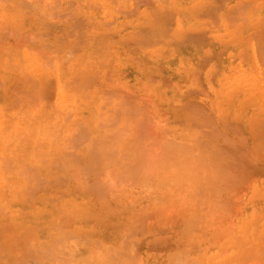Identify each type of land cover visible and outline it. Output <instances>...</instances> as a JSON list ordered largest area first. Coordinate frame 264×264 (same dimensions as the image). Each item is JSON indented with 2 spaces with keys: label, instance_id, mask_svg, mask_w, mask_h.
<instances>
[{
  "label": "rangeland",
  "instance_id": "obj_1",
  "mask_svg": "<svg viewBox=\"0 0 264 264\" xmlns=\"http://www.w3.org/2000/svg\"><path fill=\"white\" fill-rule=\"evenodd\" d=\"M50 1L56 7L60 8V9H58L57 11H55V9L54 10L48 9L50 7V4H49ZM78 1H79V3H78ZM139 1H140V3H138ZM144 1H146V2H144ZM144 1H142V0H137V1L136 0H82V1L81 0H62V1L61 0H0V59H1L0 60V114L4 115V117H2L0 115V141H1L0 142V164L3 163V159L5 157L10 158L8 165H5V166H4V164L0 165V176L3 179L5 178L6 183H8L9 179L15 180V179H13L14 178L13 175L16 172V167L22 165L25 167V171H24L25 175H23L22 178H24V176H25L24 179H29L27 177V175H28L27 173H29V171H30V174H31L32 173L31 171H33L34 175L36 173V174H40L42 176L41 177L39 175H36L37 179L35 180V178H36V176H35V178H34L35 182H38L39 180H41V178L44 180H42V182L41 181H39V182H41L42 184L44 182H46L45 187H44L45 183L43 185L41 184V187L43 186L44 190L39 186L40 185L39 182H38L39 183L38 185L34 184V182L32 183V184H34V186L31 184V187L32 188L34 187L33 190H31V187L28 186V190L32 191V194L31 195L29 194V195L32 196L33 198L35 196V199H33L31 197V200L29 198L28 200L26 199V202H25V199L23 197L26 196V192L29 193V191H27V189H26V192L23 193V197H22V200H24V202L20 201V203L22 202L21 204L16 200H15V202L12 201L10 199L12 196L11 195L8 196L10 193L9 192L10 190L7 189L8 186H6V185L3 186L2 182L0 183V221H1L0 222V264H39V261L42 260L40 258V256L43 257V255H44L43 259L45 258L46 260H44L42 262L44 263L46 261L44 264H49L50 262L48 261L49 259L47 258L48 255L46 254V251H45V253L43 252L44 253L43 255L40 254V252H42V249L51 250V251H47V253L52 252V250H53V253H49V254L51 255V254L55 253L57 255L56 252L58 251V249H55L54 246H56V245L53 246L50 244L51 240L56 239L59 234H60V236H59V238H60L61 236H63L62 234L65 231L66 233L64 234V236L66 238H69L72 236L71 238L73 239L74 238L73 234H74L75 240H78V237L80 236L78 241L81 242V238H83L82 237L83 231L80 232L79 230H83V228L85 229V231H84L85 233H83V234H85L86 237L88 235H91L90 238L88 237L89 239L87 238V240L86 239L82 240L83 241L82 243L83 244L85 243L87 245L82 244L79 246V243L75 244V242H74V244H72V242L74 240L71 242V240H72L71 238L69 239L70 241L66 240L68 242V244H69V242H71L72 246H71V244L69 246H71L72 248L76 245L74 249H77V250H73L71 248L73 250V252L79 251V253H78L79 256L77 255V253H73L74 255L71 256L72 251L70 250V247H67L71 251V253L68 252L70 255H66V253H65V255L67 256V260H68V258L70 260L74 257L73 260L75 261L74 262L73 260H70V263L68 262L69 264H83V263L85 264L86 262L91 263L90 260H92L91 264H101V263L105 264L106 262H109V261L105 260V259H108V257H110L112 255L115 258L117 257V255H115V253L127 254V255H125V258L123 257L124 255L121 254L123 256H120V257L123 259H121V258L120 259L123 261H125L126 259L128 260L129 258H132L133 256L134 257L136 256L135 259H133L134 257L132 258L135 261L128 260V261H130V262H128L129 264H166L170 258H176V257H172V256L177 254L178 250L180 251V249H181L180 245L182 247L181 242H182V239L184 236L183 233H185L183 231L187 230L186 229V228H188L187 221L189 219H191V218H187V217L192 216L195 212H197L199 215L201 214L202 216H204L203 211H205V210L208 211V209L206 207H207V205H209L208 204L209 202H207V200L210 202H214V204L217 203V204L222 205L223 209L225 208L224 211L226 213H224L223 211L220 210L221 213L223 212V214H225V215L218 213V210H216L218 213V215H216V217L217 218L219 217L220 222L218 225H221L220 223H222V226H223V227L220 226L221 228L220 227L219 228L222 229L223 231L225 230V232L229 236H233V235L237 234V232L239 230H241V225L244 224V226L242 227V231L247 233V230H248L249 232L247 234L249 235V237L251 239H253V241L259 242L260 245L262 243H264V162H263L264 161V153L262 154V152L264 151V146H263L264 145V140H263L264 139V124L261 123L262 126H260V124L257 126L255 125V127L253 126L254 127L253 130L251 129V131H248L249 130L248 128L250 127L248 123L252 122V124L253 123L257 124L256 122H261L259 120L264 121V106H263V103H260L261 99H260L259 95H257L258 89L264 90V0H175V1H173V0H168V1H166V0L165 1H162V0H151V1L150 0H144ZM69 4H70L71 8L69 7ZM172 5H175L176 8H178L176 10L177 15L175 14V11H174L175 6H172ZM172 7L174 10H172ZM193 7H195V9ZM46 8H47V11L45 10ZM154 8H156V9H154ZM81 9H82V11H80ZM130 10H133V11H130ZM149 10H151V11H149ZM162 10H163V12H162ZM193 10H196L195 13L192 12ZM80 12H82L83 14L82 13L80 14ZM168 12H170V13H168ZM163 13L165 16L163 15ZM44 14H46V16L48 18V19L46 18V20H49L50 22L45 20L46 16ZM146 14H147V16H146ZM166 14H168V16ZM39 15L40 16L42 15L41 19H38ZM49 15L52 17L49 18ZM189 16H191V17H189ZM71 17H72L71 21H73V23L70 22ZM75 17L77 18L78 22H77ZM161 17H163L162 21H161ZM166 19L169 20L167 22V24L165 23ZM39 20L40 21L42 20V23H43L42 25H44V26L41 27L40 26L41 24L39 25V23H41ZM43 21H46L47 25H45L46 23L44 24ZM156 21L157 22L161 21V25L159 23H157ZM67 22L68 23L70 22V23L68 24ZM74 22H75V24H78V25L81 22L80 27L75 28L76 25L74 24ZM155 22L157 23V25L158 24L160 25V27H159V25L157 26L158 27L157 33L159 36L156 34V30L154 29L156 26V25H154ZM87 23H88V25H87ZM151 23H152L151 28L153 27L152 29L155 32L154 34H153V32H151L152 34L148 32V30L150 29V27H149L150 25H148V24H151ZM140 24L142 27L139 26ZM167 25H169V26H167ZM16 26H18V29H16L17 31L14 30V28ZM81 26H83V27L81 28ZM132 26H133V28H132ZM192 26H193V28H192ZM12 27H13V30L16 31L15 33L12 32L13 31ZM135 27H137V28H135ZM179 27L182 29H180ZM186 28H188V29H186ZM191 28L193 29V31L191 30ZM160 29H162L163 31ZM78 30L80 33L78 32ZM145 30H146V32H145ZM153 30H151V31H153ZM184 30L187 31L186 32L187 35L185 34ZM71 31H72L71 36L68 37L67 36L68 32H71ZM160 31L163 32L164 34L161 33ZM196 31L197 32L201 31V32L197 33ZM66 32H67V35H66ZM143 32H145V33H143ZM159 32H160V34H159ZM183 32H184V35H183ZM31 33L33 36H35L33 38L34 40L30 39L32 37L28 38V40H27V36L29 37L31 35ZM83 33H85V35ZM142 33L146 34V36L142 35ZM176 33H177V35H176ZM77 34H79L82 37H79V35H77ZM147 34H148V36H147ZM61 35H62V37H61ZM25 36H26V40H27L26 43H25V41H26ZM142 36H145V37H142ZM149 36L151 38L153 36V38H155L157 40L159 39L158 40L159 43L155 42L157 40L154 41L151 38H149ZM211 36H214V37H212L213 39L211 38ZM221 36H222V38H220ZM21 37L24 40H22ZM37 37H38V39H37ZM147 37L149 38L148 40H147ZM206 37H208V38H206ZM215 37H219V38L216 39ZM58 38H60V39H58ZM144 38H146V39H144ZM185 38H186V40H185ZM214 38L216 39L215 41H214ZM36 39H37V42H36ZM101 39H103V42ZM129 39H130V41H128ZM58 40H60V42ZM142 40L145 43L144 42L142 43ZM54 41L59 42L60 44L62 42H64L65 44L63 46L61 45L62 46L61 47V46H59L60 45L59 43H58V45H56L54 43ZM140 41H141V43L139 44ZM147 42H149V43H147ZM152 43H153V45H152ZM54 44H55V47L53 46ZM145 45H147V46H145ZM40 46L42 48L44 46L45 47L42 49ZM56 46H58L60 48H56ZM63 47L65 48L64 52H63ZM56 49H58V50L56 51ZM153 51L156 52V54ZM207 51L210 54L209 56L207 53H205ZM6 52H8L9 54ZM216 52H218V53H216ZM57 53L59 55H56ZM168 54H170V55L168 56ZM52 55H53V60H54L53 62H51V60H50L51 59L50 57H52ZM19 57H22V60ZM29 58H31L32 61ZM28 59H29V61H28ZM23 61H26L28 64H30L28 69L22 68V62ZM101 63H103V67L105 69L103 67L102 68L100 67V66H102ZM98 64H100V65H98ZM43 65H45V67ZM93 65H95L96 67L95 68L93 67V69H92ZM179 65H181V67H179ZM226 66H230L229 67L230 70L232 72H234V70H235V72H237L238 75H242V74H245L248 72V73L252 74V77L247 84L243 85L245 89H243V87H241L239 90L232 93L233 98L236 96L235 100L233 101L236 104L232 102V107H228L227 105H224L225 104L224 102L219 101L220 108L223 107L225 111L222 108L220 110V112H218L216 110L211 109L207 104H208V99H210L214 95L213 93L215 90V84H217L220 80L223 79V75H224ZM97 68H98V70H97ZM108 68H109V70H108ZM48 69H51L52 71L51 70L48 71ZM87 69L89 71L92 70L93 72L88 71L89 73H87ZM25 70H26V73H25ZM104 70H106V72L108 74L110 73V76L107 75V73H106L107 76L105 74H103ZM31 71H32V75L28 76L29 73L31 74ZM40 71H42L41 74H40ZM177 71H179V72H177ZM27 72H29V73L27 74ZM45 72L47 74H45ZM79 72H83L84 76H86L90 73L102 74V77L98 75L99 78H98L96 84H92V88L93 89L96 88L97 93H98L97 94V101H98L97 106L100 107V105H101V107H103V105H105V107H106L107 105L104 101L110 95H113L112 91H114V98H118L120 96L119 94H122L123 96H121V97L122 98L124 97L123 99L120 97L122 100L125 101V99L127 98L126 102H125L126 105L124 102L121 104L122 101L120 102V100H119V102L117 100V102L120 103L124 107L127 106L128 109L132 108V106L134 105L135 107L133 106V108L135 111L138 108H139L138 111L139 110L141 111L143 108V111L145 110L148 112V114L146 116H149V114H150L151 117L149 116L150 118L149 117L145 118L146 116L142 115V113L143 114L145 113V111H144L142 113L140 112L142 116L140 115L138 120H141V119L147 120L149 118L152 124L155 123L153 125H155V126L157 125V127H155L156 130L154 129L155 131H157V129H161V130H165L166 133H168V135H167L165 133V131L163 132V134L165 133L164 134L165 138L170 137L172 140L175 139V141H178L176 139V138H178L179 139L178 142L184 144L187 141H188V143L190 141L192 143L193 140L198 139L200 137V134L203 132V130H205V131L202 135L205 136V134H206V136H205L206 138L204 137L205 138L204 141L207 139L208 132L209 133H211V132L216 133L217 134L216 139L219 138V140L218 139L215 141L212 140V139H214V137L212 139H209V140H212L210 142H213V143H215L216 141L219 142V143H217V142L215 143L217 145V147L215 146V144L213 146L212 145L213 143L210 144V142L207 141L209 143V145H211V148H209L210 147L209 145H204L205 143L204 144L200 143V148H202L203 151L200 149L197 151H201V153L205 152V154L207 155V156L205 155L206 157L204 156L205 158L203 156L200 157V158L204 159L205 163L206 162L208 163V164L206 163L207 164V166H205L206 168H208V165L211 164V161L213 159H217L221 163L224 162V164H223L224 166H226L225 162L226 163L228 162L227 164H229L232 159L235 161L234 163L232 161L229 164V165L234 164L233 169L230 168L231 170L230 169L229 170L231 173V172H233L232 170H234V168L237 167L235 172L238 173V175L236 173L235 174L238 177L240 176L239 179H237L238 177L235 174H234L235 176H233V175H231V176L233 177V180H234V177L235 178L237 177L236 179L238 181L235 179L233 182V180L230 179L232 181L230 187L228 184H225L227 182L229 183V181L223 180L222 178H221V180H220V178H218L220 181L217 180L213 183L214 186L216 184L217 186L220 187L223 185V184H221L222 181L225 182L223 186L226 185L225 188L226 187L229 188L230 190H228V192H230V193L229 194L227 193L228 194L227 195L225 193L227 191V189H226V191H223L224 193L221 192V194H220L221 190L219 188H217L218 190H220L219 193L217 191H215V194H218V196H217V195H213L212 192L214 189L212 190V187L209 188L210 190H212V192L210 191L208 193L206 190L207 187H205L203 189L206 192L202 189H201L202 191L200 190V192L202 193L200 195L203 197H201L199 195L201 197V199H200L201 202H202V199L204 197L208 198V199L204 198V200H203L204 205L206 203L205 208L202 207L203 205L201 204V206H198L199 208L196 210L194 207H196L197 205L194 206V204L190 203V205H192V206H190V208H189L188 202L187 203L186 202L181 203L183 201H190V200L184 199V197H182L181 195H180L181 199L183 198L182 199L183 201L180 200L181 202L177 201V198H178V197H176L177 195L175 196V198L174 197L172 198L173 200L176 199L175 203H173L174 201H172V203H171V201H170L171 197H169V198H167V200H169V202L171 204L169 202L167 203V200H164V203L165 204L167 203L166 205L168 206L165 208H169V211L167 210L168 213L166 212L167 214H165V208H164L165 204L163 205V203H162L163 206L158 205V204H160L159 201L166 198V197H162L164 195L163 193H160L159 195H161V196H159L152 191V190H154L153 188H151V187L148 188L149 186L143 185L141 182L138 183L139 187L141 186L140 187L141 189H139V187L137 185H136L137 187H135V186L131 187V185H129L130 187L127 188V185L130 184V182H128V184L124 183L127 181V177H125V179L122 180V181H124L123 182L124 186H123L122 182H121V184L120 183L117 184L121 187L123 186L122 188L118 187V186L115 187L116 186L115 183L110 184L113 189H114V187L116 188L114 190L118 189L119 190L118 192L122 191L121 193H117L116 191L114 192V190L108 189L112 194L114 193V195H111L109 198L107 197V194L108 195L111 194V193H108L109 191L108 192L105 191L104 193H98L97 194L95 190L100 184L103 183V181H101V180L104 179L101 176H104V175L106 176L107 173L111 172V170L113 171V167H111L112 169L111 170L109 169L110 171L108 172V170L105 166H107L108 168H110V167L106 164V161H103L105 163H101L102 165L98 164L100 167H98V165H96L97 163L92 161V160H91L92 162L89 163V161L87 159V157H88L87 152H83L85 150H84V147L81 143L80 144L82 145V147H80L81 145L77 144L79 146V148H78V146H75L76 147L75 151L72 150V148H71V150L69 148H68V150H65L66 148L60 147V149L57 148L58 152H56V151H52L53 149L51 148L50 142L47 141L48 140L47 137L43 136L40 139H38V137H37V139H36V136H35L36 131H38V130L40 131V129L43 127H46V128L48 127V129H49L51 127V125L55 124L56 122H62L63 124L66 125L67 128H69L70 124H69V122H67V118L71 119V116L67 115V114L70 115V112L68 110L74 111V108L77 107L78 102L71 103L66 109L63 108L64 110L62 109L61 111L60 110L57 111L56 107L54 109L53 102L55 101V98H57V97L62 98L65 101V103H66L67 99L73 100L74 90L72 87L73 82L71 81V79H73L75 76H78ZM69 73H70V75H69ZM67 75H68V77H66ZM221 75H222V77H221ZM32 76H35V78H33ZM44 76L47 79H45ZM108 76H109V78H108ZM112 76H114V78ZM30 77H32V78H30ZM56 77L59 79L57 80ZM105 79H107V81H104ZM121 80H123V84L125 87L122 84H120V83H122ZM44 82H46V83L44 84ZM108 82H109V84H108ZM118 82L121 86L118 85ZM110 83H111V85H110ZM24 85L28 88L26 89V87ZM117 85H118V88H116ZM15 86H16V88H15ZM126 86L128 89L126 88ZM230 86L232 87L230 89V87L228 86L230 91H232V89L239 87L237 85H230ZM250 86H251V89H253L252 92H249L250 90L248 88H250ZM254 86L257 87V90ZM10 88L12 89V92H11ZM143 88H145V89H143ZM148 88L150 91H148ZM161 88H163V89H161ZM254 88H255V90H254ZM14 89H17V91L15 92L17 94H15L13 92ZM129 89L131 92L130 93L131 96L128 95L129 92L128 93L125 92V91H128ZM123 90H125V91H123ZM144 90L148 93H146ZM227 90H228V88L226 89V91ZM242 90L244 91L243 93L241 92ZM30 91H32V92L30 93ZM154 91H155L154 95L156 94L155 95L156 98H154L152 96ZM161 92L163 95L161 94ZM168 92H170V93H168ZM201 92H203V93H201ZM246 92H248L249 94H247ZM99 93L102 94L101 96L104 95L106 97L103 96L104 98H102L99 95ZM145 93L148 94L149 96L147 95V97H145ZM59 94H61V95H59ZM133 94H135L136 97ZM140 94L143 95L142 96L143 98L140 96ZM165 94H167L166 95L167 98H165L166 97ZM168 94H170V95H168ZM21 95H23V96H21ZM98 95H99V97H98ZM126 95L128 97L130 96V98H129L130 103H128L129 100H128V97ZM204 95H206V97ZM245 95L246 96L249 95V98L247 99V97ZM138 96H140V97H138ZM17 97H19L18 98L19 100L17 99L15 101H12V99L14 100ZM82 97H83V100H85L84 96H82V95L79 96V99H81ZM137 97H138V99H137ZM150 97L151 98L153 97V98L151 99ZM160 97H161V99H160ZM202 97L204 99L206 98V100H204ZM99 98H102L101 100L104 102V104H103V102H101V100ZM120 98H118V99H120ZM144 98H147V100H145ZM241 98H242V101H240ZM244 98H246V99H244ZM258 98H259V100H257ZM35 99H36V101H35ZM44 99H45V101H43ZM46 99H47V101H46ZM51 99L53 100V102L51 101ZM171 99H173V100H171ZM22 100H23L24 104L22 103ZM37 100H39V101H37ZM40 100H41V102H40ZM83 100H79V101L80 102L82 101V103H84L85 101H83ZM132 100L135 103H136V101H138L136 103V105L131 104ZM150 100H153V101H150ZM164 100H166L167 102ZM262 100L264 101V97H262ZM19 101H21L22 105L19 104L20 103ZM49 101H51V102H49ZM145 101H147V103ZM186 101H188L187 105L190 104L192 109H194V108L198 109V106H202V108H203V105H204V109L199 107L202 111L199 112V114L201 113V115L196 114L197 118L200 117V118L205 120L206 118L203 117L204 114L205 115H206V113L207 114L210 113L209 115L213 114L212 116H209L208 120L211 121L213 119V122L215 124L213 122H209L208 120H205V121L203 120L204 122L208 121L207 123H209V125L213 124L214 125V127L212 126L213 129L211 127H209L208 125H206L205 123L201 124L202 122L200 121L201 123L199 122V124H201L200 126H202V127H200L199 124H198L199 127H197L199 131H200V129L202 130V131H200L201 132L200 133L195 128L197 125L195 124V122L193 123V119L190 118L192 120V121L190 120L192 122V123H190L192 125V127L190 124L187 123V122H189V117H191V116H189V114H190V111H192V109L186 107V103H184ZM43 102H45V109L44 110L42 109L43 105H44ZM256 102H259V104H261V105H258V103H256ZM37 103H40V105H42V106L39 107V105H37ZM127 103H128V105L131 104L132 106L131 105L128 106ZM145 103H146V105H145ZM15 104L16 105L18 104L20 107L15 106ZM137 104L139 105L138 108H137V106H138ZM184 105H185V107H184ZM97 106H93L92 108L82 107V109L86 108L85 114L90 115L92 111H95L93 113H97V110L101 109V108L97 109L98 108ZM140 106L141 107L144 106V107L141 108ZM168 106H170L172 108H169V110H168ZM173 106L175 108H177L175 111H174L175 108L173 109ZM238 106H239V108H238L239 111H238V109H236ZM258 106L260 108H258ZM107 107L106 108L103 107L104 109L103 108L102 109L105 112L109 113L111 106L110 107L107 106ZM127 107H126V109H127ZM156 107H159V109L163 108L162 110L164 112H166L164 117L162 115L164 112L162 111V114H161V110H159ZM178 107L179 108L183 107L186 109L180 108V111H179ZM155 108L158 110H156ZM227 108L229 109V111L227 110ZM36 109L40 110V112L42 111L39 118L34 116V115H36L35 114ZM107 109H108V111H106ZM154 109L156 111H159V114ZM189 109H190V111H189ZM79 110H80V112L79 111H77V112L81 113L82 110L81 109H79ZM88 110H91V112ZM181 110H183V112ZM203 110L206 113L202 114L204 112ZM104 111H102V112H104ZM138 111H136L137 114H138ZM170 111H172V112H170ZM173 111L176 112V114ZM221 111L223 113H221ZM234 111H236V112L238 111V113H240V114H238ZM169 112H170V114H169ZM261 112H263V113H261ZM110 114H112L111 111H110ZM113 114H114V112H113ZM167 114H169L171 116L173 114V116L171 117V116H168ZM181 114L183 115V118H184V116H186V118L183 119ZM220 114H222L223 116ZM77 115L78 114L76 113V117H77ZM104 115H106V114H104ZM218 115H220L221 118H219ZM224 116H226L227 118H225ZM109 117L113 118V120L116 119V115L109 116ZM78 118H81V115L78 116ZM126 118L127 117H125V118L123 117L124 120H126ZM137 118H134V120L135 119L137 120ZM174 118H176V120ZM181 118L183 119V121ZM218 118H219V120H218ZM233 118L236 119L235 120L236 122L234 121ZM168 119H169V121H168ZM170 119H171V121H170ZM136 120L132 121V119L130 120V118H127V122L131 121V127L134 124L133 122H135V123L137 122ZM142 120L140 121L141 124L140 123L138 124V122H137V124L133 125V129H132L133 131H134V126H136V129L139 127L137 125H141L140 126L141 129L143 128L144 125L142 126ZM11 121L13 122L15 128H11L10 124H9V128H8V123H11ZM219 121H221V122L226 121V123L227 122H229V123L228 124L225 123L227 126H224L225 124L222 122L224 124L223 125ZM247 121H248V123H247ZM231 122H233L232 125H231ZM148 123H149V121H148ZM171 123H172V126L170 125ZM177 123L180 126H181V124H184V126L186 125L185 127L187 129L185 130L184 126L179 127V125ZM73 124H71V125H73ZM193 124H194V126H193ZM252 124H250V125H252ZM74 125H79V123H75ZM146 125H147V122H146ZM146 125H145V127L150 129L151 124L149 123L150 127H147ZM228 125L231 127H228ZM158 126H159V128H158ZM222 126H224L223 129H222ZM70 127L73 128L72 126H70ZM167 127L169 128L170 131H168ZM190 127H191V129H190ZM215 127L217 129H215ZM16 128L23 129L26 132V133L24 132V136L18 135L17 133H15L14 130H16ZM144 128H143V131H144ZM234 128L237 129L236 131L234 130L237 133L236 134L234 133L235 136H232L231 133L233 134ZM255 128H257L256 130H258V129L260 130V128H261L260 133H259V131H257L259 133L258 134L259 136L256 134V140H255V138L251 137V134L253 135V131H255V133H256V130H254ZM149 129L147 130L148 132H149ZM137 130H139V128ZM161 130H158L160 133L158 131L155 132V133H158V135L157 134L152 135V136L147 135V141L149 143H151L150 145L152 147L150 149H153L154 152L156 149L155 147L156 146L158 147L159 145H161L158 143L160 140H165V141L169 140V138L168 139L167 138L166 139L161 138L162 137L161 136V134H162ZM187 130L188 131L192 130L191 133H193L194 131L197 133L194 132L193 133L194 136L192 137L190 132L188 133ZM210 130H213V131H210ZM214 130H217V131L219 130V132H222L223 135H221V133L219 134V132L217 133V131H214ZM147 131L145 132V134L147 133ZM150 131L151 132H149V134L151 135L152 130H150ZM173 131H176L177 133L176 132L174 133ZM198 132L200 133L199 137L195 135V134L198 135ZM134 133H135V131L133 132V134L131 133L132 136H131V134L129 135L131 137H129L128 139L132 138L133 135H135ZM136 133L138 134V132H136ZM172 133L176 134L175 138L173 137ZM238 133L241 135H239ZM261 133H263V134H261ZM237 134L240 137L236 136ZM30 135H31V137H25V136H30ZM180 135H181V137H180ZM226 135L228 136L227 139L230 138V141H232V142L226 143L229 141V140L226 141ZM203 136H201L202 140H200V138H199L200 142H204ZM223 136H224V139H225L224 141H225L226 145L228 144L227 147H225V143H223L224 142L223 139L220 140L221 137L223 138ZM56 137L59 140L63 139V136L61 135V133L57 134ZM135 137H136V135H135ZM139 137L138 138H139L140 144L142 142V139L144 140V138H145V140H146V136L143 137V135L142 136L140 135ZM194 137L196 139H194ZM182 138L184 139V141H182L183 140ZM186 138H188V139H186ZM237 138H240V139L242 138V140L245 138L244 140H246V142L244 140H243V143H242V140L240 142V143H242L243 148L240 146L241 144L238 143L240 140L238 141ZM251 138H252V140H251ZM35 139L40 144H41V142L43 143L40 145L41 147L38 144H36ZM134 140L135 139L133 137V139H131L128 142L129 144L126 147L127 149L125 148L126 149L125 152L126 153L129 152L128 153L129 156L134 154L133 153L134 148H138V145L137 146L135 145L138 142L133 144ZM136 140H138V139H136ZM235 140H237V143L235 142ZM254 141H255V143H254ZM256 141H258V142H256ZM44 142L47 146L44 145ZM146 142L142 143V144L146 145ZM162 142L163 141H161L160 143H162ZM233 142H234V145L240 144L239 148H238V145L235 146V147H237V148H235L234 146H232L230 144V143L233 144ZM251 142L255 146H258V143L261 142L260 145L258 146L260 149L259 152L261 151V153H258L257 152L258 150L256 151L257 148L251 146V144H250ZM1 143H2V145H1ZM131 144H133L135 146L133 147ZM229 144H230V146L234 147L235 149L230 147ZM243 144H245V145H243ZM37 145H38V148H37ZM201 145H202V147H201ZM75 147H73V148H75ZM205 147H207V148H205ZM228 147H230V148H228ZM145 148L146 147H144V151H145ZM158 148L156 150H158V152H159ZM215 148L216 149L219 148L218 149L219 151L223 150V153H222V151L219 152ZM261 148L263 150H261ZM43 149H45V150H43ZM148 149H149V145H148ZM204 149H207L206 150L207 152L210 149V151L212 150V152L207 153ZM214 149H215V151H214ZM224 149H225V151H227L225 154H224ZM230 149H231V151H229ZM248 149L252 153L253 156H251V153H249V151H247ZM240 150L244 151L245 153L248 152L249 156H251V157H249L250 159L246 160L244 158V157H247L248 153H246V156H244L242 158L243 154L241 156ZM37 151H40V153H43V154L46 153L47 154V155L45 154L46 160L44 159V161H41V162L39 160H36V165H34L32 163V161L34 159V154ZM66 151H67V153H66ZM149 151H151V150H149ZM163 151H161L159 153L156 151L157 156H159L160 153H162ZM213 151H214V153H213ZM216 151H218V152H216ZM52 152L54 153L53 157L51 155ZM82 152H83V154H82ZM154 152L153 153L150 152L149 154L146 152L148 156H145V157L147 159H151V158L156 159ZM215 152H216V155L218 154L217 157L215 156ZM228 152H229V154H228ZM238 152H240V155H239L240 157L237 155ZM55 153H58V154H55ZM62 153H64V154H62ZM70 153H73L74 155L73 154L72 155L76 158H73V156ZM146 153H144V155H146ZM210 153H213V154H210ZM220 153H222L223 156ZM245 153H244V155H245ZM28 154H32V155H28ZM260 154L262 155V157ZM68 155H71L73 159L79 158L78 160H75V161H77V163L76 162L75 163L78 166H74V162H72V160L70 161V159L67 160V162H69V163H58L59 165L57 164L58 166H56V167H53L55 165L53 164V166H52V164H51L53 169L50 166V164L48 163L49 159H50L49 161H51L52 159L54 160L55 157H59L60 159L58 162H60V160H62L63 158H66V156H68ZM85 155H86V157H85ZM202 155H204V153H202ZM211 155H212V157H211ZM224 155H227V158L226 157L224 158ZM134 156L135 155H133L132 157H134ZM228 156L229 157L231 156L233 158H229ZM237 156H238V158H236ZM41 158L42 157H40V159ZM81 159H82V161H80ZM164 159L165 158H163V160ZM166 159H167V157H166ZM197 159H199V158H197ZM203 159H201V160L203 161ZM228 159H231L230 162L228 161ZM240 159H241V162H240ZM244 159L246 161H249V162L248 163L244 162ZM251 159L252 160L255 159L254 162ZM208 160H210V161H208ZM126 161L127 160H125V163H124V161H122L120 163L118 162L115 164L118 165L117 166V168H118L123 163L125 165H128V163L126 164ZM190 161H193L192 163H194L196 165L197 161H195V160H190ZM204 161L202 163H204ZM255 161H256V163H255ZM25 162H26V164H25ZM81 162H82V164H81ZM85 162H87L90 165L93 163L94 165L92 164L91 166H89L87 163L85 164ZM198 162H200V161L198 160ZM27 163L29 164V166L27 165ZM109 163L110 162H108V164ZM188 163H190V162H188ZM221 163H219V165ZM235 163H238V164L235 165ZM83 164L89 168H91V167L94 168L91 170H92V172L94 170L93 175L95 174V177L94 176L92 177V173H89L90 171L88 170V168L86 169L87 171H85L83 169V167H84ZM112 164H109V165L111 166ZM25 165H27V167ZM43 165H45L46 168ZM185 165L189 166L188 164H186V162H185ZM197 165H199V163ZM59 166H60V168H59ZM80 166H82V169H80V168L77 169V167H80ZM112 166H114V165H112ZM122 166H120L119 168H123ZM196 166L193 167L194 169L192 168V170L198 169V168H196ZM224 166L222 168V171L226 175L227 173H229V170L227 169L228 172H227V170L226 171L223 170L224 168L226 169V167H224ZM201 167L202 166L200 165L199 169L202 170ZM205 167H204V170H205ZM227 167L229 168V166H227ZM240 167L243 168L245 171H242L243 169L242 170L239 169ZM246 167L249 169H247ZM56 168H58V169H56ZM105 168L107 170L106 171L107 173H105V171L103 170ZM7 169H9V170H7ZM12 169H14V170L12 171ZM49 169L50 170L52 169L51 171H53V172L51 173V171H49V173H48ZM97 169H98V171H97ZM114 169H116V167H114ZM246 169L248 171H246ZM78 170L80 172L83 171L82 173H84L83 175H85L84 177L86 179H84V177H83V179L81 178L82 173L79 174L80 179L82 181L83 180H85V181L87 180L88 182L90 181L89 182L90 184H88L87 181H86V183L91 186V187L90 186L89 187L92 190H90V188H88L86 183H85L86 188H88V191H84V190H86V188L84 186L82 187V185H83L82 182L81 183L78 182V180H77L79 177L78 174L75 175L76 173H80ZM116 170H114V172H116ZM201 170H200V172H201L200 175L202 177V171H204V170H202V171ZM220 170H221V167H220ZM84 171L87 172L89 175H86L87 173L85 174ZM240 171H242V172H240ZM3 172H5V174ZM197 172H198V170H197ZM239 172H240V174L245 172V175H246V173L248 175L245 176V175L241 174L242 176H244V177H241V175H239ZM224 173H222V174L224 175ZM57 174L60 176H63V178L61 177L63 179L62 183H60V181L56 180V178L59 179V177H60V176L57 177ZM43 175H45V176H43ZM74 176L76 177V181L78 182V183L76 182L77 184L74 182V180H75ZM114 176H115V174H114ZM114 176L112 175V177H111L110 175L109 176L107 175V178L104 180H107L108 177L113 178ZM29 177L33 178L30 175H29ZM96 177H97V179H95ZM131 177H133V176H131ZM131 177L128 176L129 181L132 179ZM6 178H8V180ZM38 178H39V180H38ZM50 179H51V182L50 181L49 182L52 184H53V180L60 183V184L58 183L60 185V188H58L59 186L57 185V183H55L57 185V188L59 191H57V188L55 185L52 186V184L50 185L48 183L47 180H50ZM64 179H66L67 181ZM115 179L118 182V178L115 177ZM115 179H113V180L115 181ZM81 180H79V181H81ZM91 180L92 181L94 180L93 182L100 180L101 183L99 182L100 184H98V186L96 187V184L92 183ZM132 180L135 181L134 178ZM17 181L19 182L18 179H17ZM23 181L28 182L29 180H23ZM109 181H110V179L107 180V183L105 184L106 186H107ZM236 181L238 183L240 182L241 184L235 183ZM217 182L218 183L220 182L219 184H221V185H218ZM172 183H173V181H172ZM93 184H95V185H93ZM113 185H115V186L113 187ZM172 185L175 186L174 184H172ZM202 185H204L203 181H202ZM92 186H94V189L92 188ZM217 186H215V187H217ZM39 187L41 188V191H38ZM46 187H47V189H45ZM107 187H105V188H107ZM125 187L127 190L125 189ZM50 188H52V189L50 190ZM22 189H23V187H22ZM222 189H223V187H222ZM34 190L35 191L37 190L38 193L35 192ZM47 190H49V191H47ZM54 190H55V194H54ZM142 190H144V192ZM182 190H184V189H182ZM187 190H188V188H187ZM223 190H225V189H223ZM186 191H184L183 194H186L187 193ZM2 192H4L3 194L6 198L1 195ZM92 192L95 194H91ZM147 192H151V194H153V196L155 195L154 196L155 198L153 197L154 198L153 199L150 196L151 194L148 193V194H150V195H148ZM200 192H198V193H200ZM12 193L14 194V191ZM43 193H45V194H43ZM36 194H37V196H36ZM42 194H43V196H42ZM56 194H59L58 197ZM84 194H85V196H84ZM101 194H104V195L106 194L105 196H106V198H108V199L105 198L106 203L102 202L103 201L102 198L104 196ZM118 194L120 196L123 194V196L125 198L128 197L127 200H125V198L124 199L122 198L126 202L123 201L119 196H118L119 197L118 198L117 197ZM145 194H147L148 197ZM38 195H40V199H38L39 198ZM49 195H51V196L53 195V196L51 197ZM95 195H96L97 199H99V198H101V199L97 200L95 198ZM156 195L158 196L157 198L159 200L158 204H157V200H156ZM101 196H103V197H101ZM112 196L114 199L112 198ZM144 196H145V198H144L145 200L142 198V199H140L141 201H139V202L136 201V198H141ZM185 196L187 197V195H185ZM160 197H162V199ZM197 197H198V194H197ZM200 197H198V198H200ZM25 198H27V197H25ZM110 198H112L113 201L116 198H118V200H116V203H117V201H120V202H118V204L120 203L121 205H117L119 207L117 208L115 206V208H117L118 211L120 209H123V211L117 212L115 209L116 212L113 213V209L111 211V208L114 207V205L116 203H114L115 201L114 202L112 201L114 203V204H112ZM213 198H217L219 200L216 201V199L214 200ZM17 199H19V197ZM146 199H148L149 202ZM36 200H38V201H36ZM108 200L113 205L112 207H110V211L109 210L107 211V208L109 209V206L105 207L108 204L111 206V204L109 203ZM73 201L74 202L76 201L75 202L76 206H74ZM48 202H49V204H48ZM101 202H102V204H101ZM123 202H124V206H123ZM131 202H132V204L134 202V204L132 206L129 204ZM224 202H226L224 204V205H226V207L223 206ZM2 203H3V205H2ZM70 203H72V204H70ZM99 203H100V205H99ZM125 203L127 206L129 204L131 207L129 206L128 208H126L127 206L125 205ZM143 203H146V204L149 203L146 206V209H148V210L145 209V211H144L146 215L148 212V216H147L148 220L146 219L145 214H143L144 212L142 213V211H140L138 209V208L143 209V207H142ZM150 203L151 204L155 203V205L154 206L150 205ZM180 203L182 204V206ZM63 204H65L67 206V208H65L66 206ZM77 204L79 206H77ZM173 204H175V205L172 208L171 205H173ZM186 204L188 205V207H186L187 206ZM210 204L213 205L212 203H210ZM51 205H53V206L51 207ZM48 206L51 208L49 209ZM96 206H98V207L101 206V207H104L105 209L103 208L104 210H102L101 207L98 208ZM183 206H185L186 209ZM213 206L216 208L215 205H213ZM36 207H38L37 208L38 210L36 209ZM81 207H82V210H81ZM15 208H17V209H15ZM62 208L67 209L66 211L64 210V213L69 214V216L71 215L70 218L66 219L64 217L65 214L62 216H59L63 213V211L61 212ZM125 208L127 211L124 210ZM156 208H157V211H155ZM170 208H172V209H170ZM178 208H180V210H178ZM68 209L72 211V212L70 211V213H73V212L75 213L74 214L75 217H73L74 219L71 218L74 215L70 214ZM217 209H218V207H217ZM76 210L78 212L80 210L82 212H84V210H85V212L81 213V211H80V213L77 212V214H76ZM100 210H102V211L100 212ZM105 210L109 213L103 212ZM129 210H131V212L135 211L134 212L135 214H138V212L141 213L142 215L139 214L140 216L144 215V217L139 216L140 219L143 218V219H141L142 221H140V224L136 223L137 219L139 217L138 218L135 217V219H136L135 220L134 216H133L135 214L132 213V215H131V212ZM151 210H152V213H151ZM158 211L160 212V214L158 213ZM36 212L38 213V215ZM41 212H43V213H41ZM59 212H60V214H59ZM89 212H91V214L95 215V216L93 215L94 218L92 217L91 214H90V216L88 215ZM123 212H125V213H123ZM189 212L192 215L189 214ZM31 213H33V215ZM95 213L96 214L100 213L101 214L100 218L103 219V217H106V220H105V218L103 220L101 219L102 222H101V220L100 221L98 220L100 223L95 221V220L99 219L98 218L99 214L96 216ZM128 213L131 215L130 217H129ZM149 213H151L152 215ZM82 214L84 216L83 218L80 217V216H82ZM102 214H105V215L103 216ZM162 214L163 215L165 214V215L163 216ZM86 215H88V216L86 217ZM121 215H124V216H121ZM205 215H208V213ZM101 216H103V217H101ZM117 216H118V219L121 220V221L120 220L119 221H120V224L122 223V226H119V224H118L119 221L117 222V220H118ZM119 216H121V217L119 218ZM132 216H133L132 219H134L133 222L135 221V225L137 227H135L134 224H132L133 227H135L134 228L135 231H131V229L129 228V226H131V225H129V223L128 224L126 223L127 225H129L127 228H129L128 230L130 231V233H125V232H127V230H126L127 228H126V226L125 227L123 226V222L125 223L127 221L128 217L131 218ZM135 216H138V215H135ZM161 216H162V218H161ZM66 217H68V215H66ZM89 217H90L91 221H90ZM96 217H97V219H95ZM110 217L111 218L113 217V218L111 219ZM124 217H127L126 221H124L125 220ZM78 218H82V219H78ZM41 219H42V221L44 220L43 222H44L45 227H43V222L41 221ZM47 219L49 222H51V221L53 222V220H54V222L52 223L54 225H51V223H49L47 221ZM64 219H66V220L63 221ZM83 219L85 222H83ZM114 219H116L115 220L116 222L113 221ZM214 219L216 220V218H214ZM93 221H94V223H93ZM128 221L130 222V219ZM144 221H145V223H143ZM217 221H218V219H217ZM217 221H215V222H217ZM64 222H66V223H64ZM69 222H70V224H69ZM110 222H113V223L111 224ZM41 223H42V226L40 225ZM106 223H108V224H106ZM114 223H115V225H114ZM116 223H117V225H116ZM130 223H132V222H130ZM142 223L145 226L141 230L140 227H141ZM27 224H28V226L30 225V227H34V226H36L37 228L39 227V229L36 230V228H34V230L32 231V233H33L32 234V233H30L31 232L30 230H32V229L31 228L29 229ZM76 224L77 225L80 224V225L77 226ZM92 224H95V226ZM56 225L59 227L58 228L56 227V228H54L55 230H53V227ZM62 225H64V226H62ZM209 225H210V227H209ZM46 226H52V227L50 228V227H46ZM76 226L78 227V231L80 232V235L78 234V232L75 231V230H77ZM85 226H87V227L85 228ZM118 226L121 228L123 227L125 231H123V232L119 231L118 232ZM25 227L26 228L28 227L27 230L30 232H24V230L26 231ZM207 227H209V229H207ZM61 228L62 229L64 228V231L62 230L63 232L60 231ZM93 228H96V230L94 229V231H93ZM99 228L104 229V231H102L103 233L100 232L102 229L100 230ZM138 228H140V229H138ZM214 228H215V226H213V229H212V225L210 223L208 224V226H204L205 236H208V235L211 236V233L213 232L212 230H214ZM18 229H19V232H18ZM72 229H73V231H72ZM106 229H107V231H106ZM134 229L132 228V230H134ZM197 229H198V227H197ZM86 230H87V232H86ZM98 230H99L101 235L99 234ZM194 230H196V229L194 228ZM44 231L46 233H44ZM49 231H51V232H49ZM89 231H91V232H89ZM48 232L51 234H49ZM56 232H58L57 233L58 235H55ZM69 232H70V236L68 235L69 237H67L66 234H69ZM134 232H136V234ZM240 232H239V234H240ZM22 233H24V234L22 235ZM37 233H38V235H37ZM118 233H123L122 234L123 236L126 234L124 236L125 237L124 241H123L124 237L121 236V238H119L120 235H118ZM76 234H77V236H76ZM98 234H99V236H97ZM113 234H115L116 236L114 235V237H113L112 236ZM19 235H22V238L23 237L24 238L23 239L21 238L22 239L21 240L20 239L21 236L19 237ZM133 235H134V237H133ZM53 236H56V237L51 239ZM126 236H127V238H126ZM200 236L201 235H197L194 238L195 241L194 240L192 241L193 242L191 245L192 247L197 246L195 244V242H197V244H199L198 246H200L201 237H202V236L201 237ZM65 237H61V239H63V238L65 239ZM93 238H94V240H93ZM14 239L16 242L14 241ZM44 239L45 240L47 239L48 241L46 240V242H41L42 240L45 241ZM117 239H119V241H121V239H122V241H121L122 245L120 244V246H119V243H117L119 241H116ZM63 240H61L63 242V243H61L60 240L58 239L57 241H59V242L56 241V244L57 243L65 244V241H63ZM97 240L99 241V244H101V249H98L100 247H97V250H101L102 256L100 253H97L96 255L98 258H96L95 252L94 253L91 252L90 254L95 255V256H93V257L88 256V258L90 260H87V258L84 260L82 255L84 256L85 250L87 251V253L89 251L93 250V248H92L93 245H91L90 242H94V241L97 242ZM221 240H222L221 244L227 242V241H225L224 236L222 237ZM86 241H87V243H86ZM95 242L93 244H95ZM128 242H129V244H128ZM44 244H45L44 247H47V245L48 246L51 245V246H49L46 249L43 247ZM61 244H59V245H61ZM95 245H98V244H95ZM38 246H40V247H38ZM66 246H68V245L66 244L65 247ZM82 246H85L87 249L85 247H82ZM108 246H111V248L114 250L113 251L107 250ZM191 246L189 247V249L191 248ZM56 247H58V245ZM113 247H115V248H113ZM126 247H128V249H129L128 251L126 250L127 249ZM94 248H96V247H94ZM111 248L109 247V249H111ZM40 249H41V251H40ZM192 249H194V248H192ZM36 250H38L40 252H38ZM106 250H107V253L104 254L106 252ZM34 251H36L39 254H37ZM94 251H96V249ZM108 251H110V252L108 253ZM129 251H131L130 252L131 254H129ZM98 252H100V251H98ZM86 254L84 257H87V255H90L89 253L87 255ZM38 255H40V256H38ZM50 255H49V258H50ZM58 255H59V257H63V258L65 257L64 259L66 260V256H63V254H58ZM129 255H130V257H129ZM131 255H132V257H131ZM51 256H53V255H51ZM70 256H71V258H70ZM37 257H38L39 261L38 260L36 261ZM118 257H119V255H118ZM52 258L53 257H51L50 260L54 259V258L53 259ZM95 258H96V262H95V260H93ZM115 258H114V260H112V258H111V261L112 262L115 261ZM57 259H58V256H57L56 260ZM64 259H63V261H64ZM136 259H138L139 260L138 262H140V263L136 262L137 261ZM167 259H168V261H167ZM109 260H110V258H109ZM127 260L124 263L123 262L122 263L126 264ZM237 260L238 259L235 258V260L233 261L232 264H244L245 263V262H240L239 260L238 261ZM256 260L257 259L249 260V262H251V263H247L248 260H246V264H263V263L259 262L261 260H259V259L257 261ZM111 261L109 262L110 264H115L116 262H118L117 259L113 263ZM170 261H171V259H170ZM176 261H178V260H176ZM252 261H253V263H252ZM51 262H53L54 264H59V262H56V263H55V261H51ZM65 262L66 261H64V263ZM174 262H175V260H174ZM174 262H172V263L175 264L176 262L175 263ZM195 262L196 261H194V263ZM53 263H51V264H53ZM40 264H42V263L40 262ZM60 264H62L61 261H60ZM169 264H171V263H169ZM177 264H178V262H177ZM195 264H198V263L196 262Z\"/></svg>",
  "mask_w": 264,
  "mask_h": 264
},
{
  "label": "bare ground",
  "instance_id": "obj_2",
  "mask_svg": "<svg viewBox=\"0 0 264 264\" xmlns=\"http://www.w3.org/2000/svg\"><path fill=\"white\" fill-rule=\"evenodd\" d=\"M62 1V0H61ZM82 1V0H81ZM137 1V0H136ZM142 1H144V0H142ZM151 1V0H150ZM162 1H165V0H162ZM166 1H168V0H166ZM173 1H175V0H173ZM57 2V1H56ZM144 2H146V1H144ZM149 2V1H148ZM177 2V1H176ZM78 3H79V1H78ZM138 3H140V1L138 2ZM137 3V4H138ZM159 3V2H158ZM174 3V2H173ZM179 3V2H178ZM187 3V2H186ZM50 7L48 8V9H55V11H57L58 9H60V8H58V7H56L51 1H50ZM151 4V3H150ZM92 5V4H91ZM165 5V4H164ZM172 6H175V5H172ZM191 6V5H190ZM60 7V6H59ZM69 7H70V4H69ZM136 7V6H135ZM197 7V6H196ZM71 8V7H70ZM109 8V7H108ZM188 8V7H187ZM194 9H195V7H193ZM62 9V8H61ZM80 9V8H79ZM154 9H156V8H154ZM178 8H176V6H175V10L173 9V7H172V10H174L175 11V14L177 15V13H176V10H177ZM44 10V9H43ZM46 11H47V8L45 9ZM44 10V11H45ZM197 10V9H196ZM196 10H193L192 12H194L195 13V11ZM80 11H82V9L80 10ZM105 11V10H104ZM117 11V10H116ZM120 11V10H119ZM130 11H133V10H130ZM149 11H151V10H149ZM157 11V10H156ZM170 11V10H169ZM191 11V10H190ZM54 12V11H53ZM89 12V11H88ZM162 12H163V10H162ZM167 12V11H166ZM179 12V11H178ZM191 12V13H192ZM45 13V12H44ZM78 13V12H77ZM82 12H80V14H81ZM121 13V12H120ZM125 13V12H124ZM153 13V12H152ZM168 13H170V12H168ZM173 13V12H172ZM43 14V13H42ZM83 14V13H82ZM104 14V13H103ZM128 14V13H127ZM45 16H46V14H44ZM48 15V14H47ZM121 15V14H120ZM130 15V14H129ZM153 15V14H152ZM156 15V14H155ZM163 15H164V13H163ZM167 16H168V14H166ZM42 16V15H41ZM40 15H39V18L38 19H41L42 17H41ZM77 16V15H76ZM83 16V15H82ZM112 16V15H111ZM146 16H147V14H146ZM150 16V15H149ZM159 16V15H158ZM165 16V15H164ZM171 16V15H170ZM50 17H52V16H50L49 15V18ZM151 17V16H150ZM189 17H191V16H189ZM46 18H47V16L45 17V20H46ZM76 18V17H75ZM141 18V17H140ZM159 18V17H158ZM162 18L163 17H161V21H162ZM44 19V18H43ZM42 19V20H43ZM48 19V18H47ZM144 19V18H143ZM146 19V18H145ZM151 19V18H150ZM174 19V18H173ZM42 20L40 21L41 23H39V25L42 27V26H44V25H42L43 23H42ZM72 20V17H71V19H70V22H72L73 23V21H71ZM76 20H77V18H76ZM149 20V19H148ZM152 20V19H151ZM160 20V19H159ZM165 20V19H164ZM171 20V19H170ZM46 21H48V22H50L49 20H46ZM46 21H43L44 22V24L46 23ZM144 21V20H143ZM146 21V20H145ZM154 21V20H153ZM161 21L159 22H157V23H159L160 25H161ZM169 20H167L166 19V24H167V22H168ZM69 22V23H70ZM76 22V21H75ZM75 22H74V24H75ZM77 22H78V20H77ZM125 22V21H124ZM154 23V25H156L155 26V30H156V34L158 35V25H157V23ZM68 23V22H67ZM66 23V24H67ZM68 23V24H69ZM121 23V22H120ZM146 23V22H145ZM170 23V22H169ZM80 24H81V22L79 23V25L78 24H75L76 26H75V28L76 27H80ZM144 24V23H143ZM142 24V25H143ZM45 25H47V23L45 24ZM87 25H88V23H87ZM125 25V24H124ZM128 25V24H127ZM147 25V24H146ZM148 25H150L149 27H150V29L151 30H153L152 28H151V25H152V23L151 24H148ZM160 25H159V27H160ZM50 26V25H49ZM62 26V25H61ZM65 26V25H64ZM139 26H141V24L139 25ZM167 26H169V25H167ZM83 26H81V28H82ZM138 27V26H137ZM137 27H135V28H137ZM142 27V26H141ZM185 27V26H184ZM86 28V27H85ZM132 28H133V26H132ZM157 28V29H156ZM167 28V27H166ZM180 28V27H179ZM192 28H193V26H192ZM191 28V30L193 31V29ZM197 28V27H196ZM16 29H18V26H16L15 28H14V30H16ZM47 29V28H46ZM149 29V30H150ZM163 29V28H162ZM162 29H160V30H162ZM180 29H182V28H180ZM179 29V30H180ZM186 29H188V28H186ZM12 30H13V27H12ZM12 31V32H16V31ZM65 30V29H64ZM80 30V29H79ZM79 30H78V32H79ZM148 30V32L149 33H151V32H153V34L155 33L154 32V30L153 31H149ZM178 30V31H179ZM63 31V30H62ZM75 31V30H74ZM73 31V32H74ZM138 31V30H137ZM163 31V30H162ZM167 31V30H166ZM165 31V32H166ZM84 32V31H83ZM139 32V31H138ZM145 32H146V30H145ZM145 32H143V33H145ZM161 32V31H160ZM160 32H159V34H160ZM184 32H185V34H186V32L187 31H185L184 30ZM184 32H183V35H184ZM197 32V31H196ZM195 32V33H196ZM199 32H201V31H198L197 33H199ZM33 33V32H32ZM32 33H31V35L28 37L27 36V40H28V38H30V37H32V38H30V39H33L35 36H33L32 35ZM70 33V34H69ZM71 33H72V31L71 32H68V35H67V32H66V35L69 37V36H71ZM80 33V32H79ZM86 33V32H85ZM85 33H83L84 35H85ZM141 33V32H140ZM142 33V35H145L146 36V34H143ZM148 33V34H149ZM161 33H163V32H161ZM82 34V35H83ZM133 34V33H132ZM148 34H147V36H148ZM152 34V33H151ZM150 34V35H151ZM155 34V35H156ZM164 34V33H163ZM180 34V33H179ZM190 34V33H189ZM204 34V33H203ZM26 35V34H25ZM37 35V34H36ZM77 35H79V34H77ZM76 35V36H77ZM83 35V36H84ZM176 35H177V33H176ZM187 35V34H186ZM60 36V35H59ZM64 36V35H63ZM145 36H142V37H145ZM159 36V35H158ZM157 36V37H158ZM169 36V35H168ZM223 36V35H222ZM222 36L220 37V38H222ZM61 37H62V35H61ZM67 37V38H68ZM79 37H82V36H80L79 35ZM106 37V36H105ZM155 37V36H154ZM212 37H214V36H211V38ZM77 38V37H76ZM101 38V37H100ZM110 38V37H109ZM108 38V39H109ZM149 38H151L150 36H149ZM148 37H147V40L149 39ZM199 38V37H198ZM204 38V37H203ZM206 38H208V37H206ZM216 39H218L219 37H215ZM214 38V41L216 40ZM21 39L22 40H24L22 37H21ZM29 39V40H30ZM37 39H38V37H37ZM37 39H36V42H37ZM58 39H60V38H58ZM87 39V38H86ZM107 39V38H106ZM144 39H146V38H144ZM152 40H157V39H155V38H153V36H152V38H151ZM174 39V38H173ZM213 39V38H212ZM21 40V41H22ZM25 40H26V36H25ZM27 40L25 41V43L27 42ZM34 40V39H33ZM102 40V42H103V39H101ZM105 40V39H104ZM159 40V39H158ZM158 40L157 41H155V42H158ZM169 40V39H168ZM185 40H186V38H185ZM31 41V40H30ZM59 42H60V40H58ZM67 41V40H66ZM97 41V40H96ZM128 41H130V39L128 40ZM176 41V40H175ZM59 42H56V41H54V43L56 44V45H58V43ZM144 41L142 40V43H143ZM218 42V41H217ZM21 43V42H20ZM107 43V42H106ZM141 43V41L139 42V44ZM145 43V42H144ZM147 43H149V42H147ZM159 43V42H158ZM174 43V42H173ZM194 43V42H193ZM45 44V43H44ZM53 44V43H52ZM55 44L53 45L54 47H55ZM60 44V43H59ZM65 43L64 42H62L59 46H63ZM116 44V43H115ZM40 45V44H39ZM144 45V44H143ZM152 45H153V43H152ZM159 45V44H158ZM182 45V44H181ZM191 45V44H190ZM61 46V47H62ZM110 46V45H109ZM113 46V45H112ZM145 46H147V45H145ZM170 46V45H169ZM41 47V46H40ZM45 47V46H44ZM43 47V48H44ZM42 48V47H41ZM42 48V49H43ZM56 48H60V47H58V46H56ZM152 48V47H151ZM208 48V47H207ZM64 47H63V52H64ZM54 50V49H53ZM58 49H56V51H57ZM96 50V49H95ZM167 50V49H166ZM207 50V49H206ZM188 51V50H187ZM107 52V51H106ZM143 52V51H142ZM154 52V51H153ZM6 53H8V52H6ZM5 53V54H6ZM155 54H156V52H154ZM205 53H207L208 54V56L210 55L209 54V52L207 51V52H205ZM216 53H218V52H216ZM9 54V53H8ZM7 54V55H8ZM55 54V53H54ZM118 54V53H117ZM147 54V53H146ZM182 54V53H181ZM56 55H59L58 53L56 54ZM61 55V54H60ZM170 54H168V56H169ZM6 56V55H5ZM102 56V55H101ZM118 56V55H117ZM206 56V55H205ZM215 56V55H214ZM7 57V56H6ZM9 57V56H8ZM59 57V56H58ZM110 57V56H109ZM216 57V56H215ZM21 60H22V57H19ZM18 58V59H19ZM51 59V62H53L54 60H53V55H52V57H50ZM92 58V57H91ZM95 58V57H94ZM210 58V57H209ZM19 59V60H20ZM25 59V58H24ZM31 61H32V59L31 58H29ZM29 59H28V61H29ZM105 59V58H104ZM107 59V58H106ZM109 59V58H108ZM1 60V59H0ZM36 60V59H35ZM103 60V59H102ZM116 60V59H115ZM101 61V60H100ZM107 61V60H106ZM113 61V60H112ZM91 62V61H90ZM99 62V61H98ZM100 63V62H99ZM114 63V62H113ZM214 64V63H213ZM98 65H100V64H98ZM101 65L102 66H100L101 68L103 67V63H101ZM29 66H30V64H28L26 61H23L22 62V68H24V69H28L29 68ZM44 67H45V65H43ZM115 66V65H114ZM187 66V65H186ZM93 67L95 68L96 66L95 65H93L92 66V69H93ZM99 67V68H100ZM168 67V66H167ZM178 67V66H177ZM179 67H181V65H179ZM184 67V66H183ZM215 67V66H214ZM230 66H226V69H225V72H224V75H223V79L222 80H220L217 84H215V90H214V95H213V97H211L210 99H208V106L211 108V109H213V110H216V111H218V112H220V110L223 108V107H221L220 108V104H219V101H222V102H224L225 104L224 105H227L228 107H232V102L235 100V98H236V96L233 98L232 96V93L233 92H235V91H237V90H239L241 87H243V89H245L244 88V86L243 85H245V84H247L249 81H250V79H251V77H252V74L251 73H245V74H242V75H238L237 74V72H235V70H234V72H232L231 70H230V68H229ZM21 68V67H20ZM104 68V67H103ZM112 68V67H111ZM150 68V67H149ZM19 69V68H18ZM105 69V68H104ZM224 69V68H223ZM47 70V69H46ZM45 70V71H46ZM51 69H48V71H50ZM79 70V69H78ZM97 70H98V68H97ZM100 70V69H99ZM107 70V69H106ZM106 70H104V72H103V74H105L106 75ZM108 70H109V68H108ZM173 70V69H172ZM29 71V70H28ZM52 71V70H51ZM82 71V70H81ZM89 70L87 69V73H89L90 71L91 72H93L92 70H90L89 72H88ZM180 71V70H179ZM179 71H177V72H179ZM182 71V70H181ZM184 71V70H183ZM188 71V70H187ZM30 72V71H29ZM29 72H27V74L29 73ZM39 72V71H38ZM41 72L42 71H40V74H41ZM109 72V71H108ZM25 73H26V70H25ZM86 73V74H87ZM158 73V72H157ZM175 73V72H174ZM196 73V72H195ZM38 74V73H37ZM45 74H47L46 72H45ZM138 74V73H137ZM177 74V73H176ZM188 74V73H187ZM31 76L32 75V71H31V74L29 73L28 74V76ZM35 75V74H34ZM57 75V74H56ZM69 75H70V73H69ZM98 75L99 76H101L102 77V74H100V73H90V74H88V75H86V76H84V73L83 72H79V75L78 76H75L73 79H71V81L73 82V85H72V87H73V90H74V97H73V100H70V99H67L66 100V103H65V101L62 99V98H60V97H57V98H55V101L53 102V100L51 99V101L53 102V105H54V109H55V107L57 108L56 110L58 111V110H62L63 108L64 109H66L71 103H74V102H78V105H77V107L76 108H74V111L73 110H68L69 112H70V115L69 114H67L68 116H71V119L69 118H67V122H69V124H70V126H72L73 128H71L69 125V128H67L66 127V125L65 124H63L62 122H56L55 124H53V125H51V127L48 129V127L46 128V127H43V128H41L40 129V131L38 130V131H36L35 132V136H36V139H37V137H38V139H40V138H42L43 136L44 137H47V141H49L50 142V145H51V148L53 149L52 151H56V152H58V149L57 148H59L60 149V147H62V148H66L65 150H68V148L71 150V148H72V150H76V147L75 146H78L77 144H79V145H83V147H84V150L85 151H83V152H87V156L89 157H87V159H88V161H89V163L90 162H92V161H94V162H96L97 164L96 165H100L101 163H105V162H103V161H106V164L110 167V168H108L107 166H105L106 168H107V170H108V172L112 169L111 167H113V171L111 170V172H109V173H107L106 171V168L105 169H103L104 171H105V173H107V175L109 176H111L112 177V175L114 176V174H115V176L113 177V178H111V177H108V179L107 180H109L110 179V181L108 182V184H107V186L105 185L106 183H107V180H104V179H106L107 178V175L104 177V176H101V177H103L104 179H102L101 181H103V183L102 184H100L101 183V181L100 180H98V181H95V182H93L92 180V183H95L96 184V187L98 186V184H100L97 188H96V193L98 194V193H104L105 191H109L108 189H110V190H114V189H116L115 187H121V186H119V185H117L118 183H120L121 184V182H122V184H123V182L124 181H122L123 179H125V177H127V183L126 182H124L125 184H128V182H130V184H128L127 185V188L128 187H130L129 185H131V187L132 186H135V187H139V184L138 183H142L143 185H146V186H149L148 188H153L154 190H152L155 194H157V195H159L160 193H163L164 195L162 196V197H166L165 199H163V200H161V201H159L158 200V196L156 195V200H157V204H158V201L160 202V204H158L159 206H163L165 203H164V200H167V198H169V197H171V203H172V201H174L173 203H175V200L176 199H172L173 197L175 198V196L176 197H178L177 198V201H183L182 199H181V196L182 197H184V199H187V200H190V201H183V202H181V203H187L188 202V205H189V208H190V206H192V205H190V203H192V204H194V206H196V207H194L195 208V210L196 209H198L199 207L198 206H201V204L203 205L202 207H204L205 208V205H206V203H205V205H204V202H203V200H204V198L202 199V202H201V197H203V196H201L200 194H202L201 192H200V190L202 189V190H204L203 188H205V187H207L206 188V190H207V193L208 192H212V190H213V195H217L218 196V194H215V191H217L218 193H219V191H220V194H221V192H223V191H226V189H227V191L225 192L226 194L228 193H230V192H228V190H230L229 188H225V186H223L224 185V183L225 182H223L222 181V183L221 184H223L222 186H217L216 184H215V186H217V187H215L214 185H213V183L215 182V181H217V180H219L218 178H220V180H221V178L223 179V180H228L229 181V183L227 182V183H225V184H228L229 185V187H230V185H231V180H233V177L231 176V175H233V176H235L236 174L238 175V173H236L235 171H236V168L237 167H235L234 168V170H232L233 172H231L230 173V168H232L233 169V165H229L232 161H233V163L235 162L233 159L231 160V159H228V161L230 162V160H231V162L229 163V164H227L226 162H225V165L226 166H224L223 164H224V160L222 161L223 163H221V162H219V160H217V159H213L212 161H211V164H209L208 165V168H206L205 166H207V164L205 163V161H204V159L203 158H200V157H204L206 154H205V152H202V153H204V155H202V153H201V151H197V150H202V148H200V143H202V144H204V145H209V143L208 142H210V141H212V140H219V138H217L216 139V137H217V134L216 133H213V132H211V133H209L208 132V134H207V139L204 141V139L206 138L205 136H206V134H205V136H203L202 134L204 133V131L205 130H203V132L201 133L200 131H202L200 128V131L198 130V128L197 127H199L201 124H206V125H208L209 127H211L212 128V126L214 127V125L213 124H211V125H209V123H207L209 120H208V118H209V116H212V115H209V114H207L204 110V112L202 113V114H204V113H206V115L208 116H206L205 114H204V116L203 117H205L206 119L205 120H208V121H206V122H204L205 120L204 119H202V118H200V117H196V114H198V115H201V113L199 114V112H201L202 110L200 109V108H202V106H198V109H196V108H194V109H192L191 108V105L190 104H188L187 105V102L188 101H186V102H184V103H186V107H188V108H191L192 109V111H190V109H189V111H190V114H189V116H191V117H189V122H187L188 124H190V123H192L191 121V119H193V123L195 122V124L197 125L195 128L201 133H199L198 132V135L197 134H195L196 136H198L199 137V134H200V140H202L201 139V136H203V141L204 142H200V140H199V138L198 139H196L195 137H194V139H196V140H193V144L191 143V141L188 143V141L187 142H185L184 144H182V143H180V142H178L179 141V139L178 138H176L178 141H175V139L174 140H172L170 137H168L169 138V140H167V141H165V140H158L157 142L159 143V144H161V145H159L158 147L156 146H154L156 149L158 148L159 149V152H161V151H163L162 153H160V155L162 156H157V152H158V150H156L154 147V149H155V152H154V150L153 149H150V148H152L151 147V143H149L148 141H147V135L148 136H152V135H158V133H155V132H157L158 130H161V129H157V131H155L156 129H155V127H157V125L155 126V125H153V124H155V123H151V121H150V114H149V116H146L147 114H148V112L147 111H145V113L143 114L142 112H144L143 111V108L142 107H144V106H140L141 108H142V110L140 111H138V107H139V105L137 106V110L136 111H138V114H137V112L134 110V108H133V104H135L136 105V103L138 102V101H136V103L135 102H133V100H132V102H131V104L133 105H131V104H129V105H131L132 106V108H129L128 109V107H127V109H126V107H124V106H122L121 104L124 102H126V99H125V101L124 100H122L123 98L121 97V96H123L122 94H119L118 96V98H120V99H118V98H114V91H112L113 92V95H110L108 98H106V100L104 101L105 103H106V105L107 106H111L110 107V111H111V113L112 114H110V111H109V113L108 112H105L103 109L104 108H106L105 107V105H103V107H101V105H100V107L99 106H97V90H96V88L95 89H93L92 88V84H96V82H97V80H98ZM107 75H109L110 76V73L108 74L107 73ZM106 75V76H107ZM180 75V74H179ZM104 76V75H103ZM109 76H108V78H109ZM115 76V75H114ZM114 76H112L113 78H114ZM119 76V75H118ZM189 76V75H188ZM33 78H35V76H32ZM32 77H30V78H32ZM59 77V76H58ZM66 77H68V75L66 76ZM169 77V76H168ZM181 77V76H180ZM183 77V76H182ZM221 77H222V75H221ZM44 78L45 79H47L45 76H44ZM104 78V77H103ZM111 78V77H110ZM26 79V78H25ZM24 79V80H25ZM28 79V78H27ZM56 79L58 80L59 78H57L56 77ZM68 79V78H67ZM119 79V78H118ZM221 79V78H220ZM61 80V79H60ZM194 80V79H193ZM218 80V79H217ZM28 81V80H27ZM48 81V80H47ZM46 81V82H47ZM104 81H107V79H105ZM117 81V80H116ZM122 81V83H120V84H122L123 86H124V84H123V80H121ZM142 81V80H141ZM153 81V80H152ZM151 81V82H152ZM155 81V80H154ZM29 82V81H28ZM46 82H44V84L46 83ZM120 82V81H119ZM119 82H118V85L119 86H121L120 84H119ZM42 83V82H41ZM197 83V82H196ZM199 83V82H198ZM216 83V82H215ZM108 84H109V82H108ZM129 84V83H128ZM131 84V83H130ZM138 84V83H137ZM110 85H111V83H110ZM114 85V84H113ZM116 85V84H115ZM118 85H117V87L116 88H118ZM169 85V84H168ZM230 85H237V86H239V87H237V88H235V89H232V91H230V89L232 88ZM25 86V85H24ZM182 86V85H181ZM230 87V89H229V87ZM13 87V86H12ZM11 87V88H12ZM26 87V86H25ZM125 87V86H124ZM195 87V86H194ZM200 87V86H199ZM255 88H256V90H257V87L256 86H254ZM10 88V89H11ZM15 88H16V86H15ZM28 87H26V89H27ZM120 88V87H119ZM123 88V87H122ZM126 88H127V86H126ZM172 88V87H171ZM201 88V87H200ZM214 88V87H213ZM228 88V92L226 91V89ZM255 88H254V90H255ZM13 89V88H12ZM12 89H11V92H12ZM128 89V88H127ZM143 89H145V88H143ZM161 89H163V88H161ZM160 89V90H161ZM166 89V88H165ZM202 89V88H201ZM212 89V88H211ZM250 91L249 92H252V90L253 89H251V86H250V88H248ZM116 90V89H115ZM17 91V89H14V93ZM122 91V90H121ZM123 91H125V90H123ZM132 91V90H131ZM138 91V90H137ZM145 91V90H144ZM148 91H150L149 90V88H148ZM258 92V94L257 95H259V97H260V99H261V101H260V103H263V106H264V101L262 100V97H264V90H257ZM10 92V93H11ZM32 91H30V93H31ZM125 92H129V94L128 95H130L131 96V92H130V89L128 90V91H125ZM139 92V91H138ZM146 92V91H145ZM152 92V91H151ZM164 92V91H163ZM207 92V91H206ZM242 93L244 92L243 90L241 91ZM240 92V93H241ZM255 92V91H254ZM253 92V93H254ZM13 93V94H14ZM126 93V94H127ZM133 93V92H132ZM146 93H148V92H146ZM145 93V97H147V95L148 94H146ZM154 93H155V91L153 92V97L154 98H156L155 97V95H154ZM168 93H170V92H168ZM201 93H203V92H201ZM212 93V92H211ZM239 93V92H238ZM241 93V94H242ZM247 94H249L248 92H246ZM15 94H17V93H15ZM117 94V93H116ZM161 94H162V92H161ZM205 94V93H204ZM237 94V93H236ZM240 94V95H241ZM24 95V94H23ZM23 95H21V96H23ZM59 95H61V94H59ZM80 95H82V96H84V98H85V100H83V97L81 98V99H79V96ZM99 95L101 96L102 94L101 93H99ZM99 95H98V97H99ZM133 95H135V94H133ZM132 95V96H133ZM158 95V94H157ZM163 95V94H162ZM167 94H165V96H166ZM168 95H170V94H168ZM184 95V94H183ZM202 95V94H201ZM207 95V94H206ZM206 95H204L205 97H206ZM238 95V94H237ZM19 96V95H18ZM27 96V95H26ZM104 96V95H103ZM101 96L102 98H104V97H106V96ZM127 96V95H126ZM130 96L128 97V100H129V98H130ZM140 96L142 97L143 95L142 94H140ZM140 96H138V97H140ZM149 96V95H148ZM161 96V95H160ZM172 96V95H171ZM174 96V95H173ZM187 96V95H186ZM203 96V95H202ZM243 96V95H242ZM246 96V95H245ZM25 97V96H24ZM32 97V96H31ZM134 97V96H133ZM135 97H136V95H135ZM134 97V98H135ZM138 97H137V99H138ZM152 97V98H153ZM162 97V96H161ZM161 97H160V99H161ZM185 97V96H184ZM244 97V96H243ZM247 97V99L249 98V95H247L246 96ZM19 97H17L16 99H12V101H15V100H17ZM27 98V97H26ZM52 98V97H51ZM102 98H99L100 100L102 99ZM132 98V97H131ZM143 98V97H142ZM149 98V97H148ZM151 98V97H150ZM151 98V99H152ZM165 98H167V96L165 97ZM187 98V97H186ZM185 98V99H186ZM203 98V97H202ZM240 98V97H239ZM238 98V99H239ZM98 99V100H99ZM145 100H147V98H144ZM164 99V98H163ZM204 99V98H203ZM237 99V100H238ZM244 99H246V98H244ZM243 99V100H244ZM251 99V98H250ZM249 99V100H250ZM19 100V99H18ZM79 100H83V101H85L84 103H82V101L80 102ZM117 100H118V102H119V100H120V102H121V104L120 103H118L117 102ZM141 100V99H140ZM171 100H173V99H171ZM204 100H206V98L204 99ZM257 100H259V98L257 99ZM11 101V102H12ZM35 101H36V99H35ZM37 101H39V100H37ZM43 101H45V99L43 100ZM46 101H47V99H46ZM51 101H49V102H51ZM149 101V100H148ZM150 101H153V100H150ZM162 101V100H161ZM164 101H166V100H164ZM240 101H242V98L240 99ZM20 102V103H19ZM18 103L20 104V105H22V103H23V100H22V103H21V101H19ZM31 102V101H30ZM40 102H41V100H40ZM101 102H103L102 100H101ZM104 102H103V104H104ZM146 103H147V101H145ZM167 102V101H166ZM165 102V103H166ZM175 102V101H174ZM205 102V101H204ZM47 103V102H46ZM55 103V104H54ZM128 103H130V100H129V102ZM128 103H127V105H128ZM146 103H145V105H146ZM162 103V102H161ZM233 103H235V102H233ZM256 103H258V105H261V104H259V102H256ZM14 104V103H13ZM24 104V103H23ZM36 104V103H35ZM43 110L45 109V102H43ZM100 104V103H99ZM204 104V103H203ZM236 104V103H235ZM234 104V105H235ZM37 105H39V107L40 106H42V105H40V103H37ZM124 105V104H123ZM125 105H126V103H125ZM128 105V106H129ZM143 105V104H142ZM190 105V106H189ZM206 105V104H205ZM206 105V106H207ZM223 105V106H224ZM15 106H17V107H20L18 104L16 105L15 104ZM93 106H97L98 108L97 109H99V108H103L101 111L100 110H97V113H93V112H95V111H92L91 112V110H88V111H90L91 112V114L89 115V114H85V109L86 108H83L82 109V107H90V108H92ZM130 106V107H131ZM183 106V105H182ZM47 107V106H46ZM81 107V108H80ZM135 107V106H134ZM184 107H185V105H184ZM193 107V106H192ZM197 107V106H196ZM200 107V108H199ZM234 107V106H233ZM108 108V107H107ZM140 108V109H141ZM156 108H158L159 109V107H156ZM155 108V109H156ZM169 108H172V107H170V106H168V110H169ZM175 107L173 106V109H174ZM179 108V107H178ZM181 108V107H180ZM180 108H179V111H180ZM183 108V107H182ZM181 108V109H182ZM187 108V109H188ZM239 108V106L236 108V109H238ZM258 108H260L259 106H258ZM41 109V110H42ZM63 109V110H64ZM79 109H81L82 110V112L81 113H79L80 112V110ZM136 109V108H135ZM154 109V110H155ZM158 109H156V110H158ZM163 109V108H162ZM161 108L159 109V110H161V114H162V110ZM172 109V110H173ZM177 108H175L174 109V111L176 110ZM183 109H186V108H183ZM200 109V110H199ZM202 109H204V105H203V108ZM233 109V108H232ZM155 110V111H156ZM171 110V109H170ZM207 110V109H206ZM223 110H224V108H223ZM227 110L229 111V109L227 108ZM77 111H79V112H77ZM102 111H104V112H102ZM106 111H108V109L106 110ZM173 111V112H174ZM182 112H183V110H181ZM225 111V110H224ZM232 111V110H231ZM230 111V112H231ZM238 111H239V109H238ZM238 111L236 112V111H234V112H236V113H238ZM42 112V111H41ZM41 112H40V110H38V109H36V115H34V116H36V117H40V114H41ZM89 112V113H90ZM113 112H114V114H113ZM142 113V115H145L144 117L145 118H147V117H149L147 120H142L141 118V120H142V126H143V128L145 127V125H146V122H147V127H150V125H149V123L151 124V127H150V129L149 128H144V131H143V128L141 129V125H137V126H139L138 128H139V130H137L136 129V126H134V131H135V135H136V137H135V135H133V137H134V143L133 144H135L136 142H138L137 144H135L136 146L138 145V148H134V154L133 155H135L134 157H132L133 155H130L129 156V152H125L126 151V147L128 146V142L131 140V139H133V137L132 138H130V139H128L129 137H131L132 136V134H133V125L134 124H137V122H138V124L140 123V121L141 120H138L139 119V117H140V115H141V113ZM156 112H158V114H159V111H156ZM164 112V111H163ZM170 112H172V111H170ZM170 112H169V114H170ZM181 112V113H182ZM192 112V113H191ZM259 112V111H258ZM257 112V113H258ZM76 113L78 114L77 115V117H76ZM165 113L166 112H164L162 115H163V117H164V115H165ZM175 114H176V112H174ZM221 113H223L222 111H221ZM261 113H263V112H261ZM72 114V115H71ZM104 114H106V115H104ZM169 114H167L168 116H171V115H169ZM183 114V113H182ZM181 114V115H182ZM185 114V113H184ZM192 114V115H191ZM238 114H240V113H238ZM2 117H4V115H2V114H0ZM81 115V118H78V116H80ZM114 116V115H116V119L115 120H113V118H111V117H109V116ZM141 115V116H142ZM186 115V114H185ZM197 115V116H198ZM220 115H222V114H220ZM220 115H218V117L219 118H221L220 117ZM227 115V114H226ZM231 115V114H230ZM237 115V114H236ZM235 115V116H236ZM243 115V114H242ZM254 115V114H253ZM33 116V115H32ZM172 116H173V114H172ZM171 116V117H172ZM176 116V115H175ZM174 116V117H175ZM178 116V115H177ZM217 116V115H216ZM215 116V117H216ZM223 116V115H222ZM228 116V115H227ZM234 116V117H235ZM123 117L125 118V117H127V118H130V120L132 119V121H135L134 120V118H137V122L135 123V122H133L132 124V127H131V121L129 122H127V118H126V120H124L123 119ZM162 117V116H161ZM214 117V118H215ZM225 118H227L226 116H224ZM233 117V116H232ZM170 118V117H169ZM177 118V117H176ZM176 118H174L175 120H176ZM182 118H183V115H182ZM181 118V119H182ZM184 118H186V116H184ZM183 118V119H184ZM191 118V119H190ZM212 118V117H211ZM210 118V119H211ZM219 118H218V120H219ZM223 118V117H222ZM238 118V117H237ZM152 119V118H151ZM173 119V120H174ZM180 119V118H179ZM183 119H182V121H183ZM197 119V120H196ZM201 119V120H200ZM234 119V121L236 120L235 118H233ZM257 119V118H256ZM262 119V118H261ZM129 120V119H128ZM187 120V119H186ZM191 120V121H190ZM196 120V121H195ZM199 120V121H198ZM204 120V121H203ZM221 120V119H220ZM258 120V119H257ZM146 121V122H145ZM148 121H149V123H148ZM168 121H169V119H168ZM170 121H171V119H170ZM202 123H201V122ZM227 121V120H226ZM226 121L225 122H223L224 124L226 123ZM229 121V120H228ZM233 121V120H232ZM259 121H261V122H256L257 124H252V122L251 123H248V121H247V123L249 124V130L248 131H251V129L253 130V128L255 127V125L257 126V125H259L260 124V126H262V124H264L263 122V120H259ZM263 121V122H262ZM167 122V121H166ZM165 122V123H166ZM177 122V121H176ZM199 122L201 123V124H199ZM209 122H213V119L211 120V121H209ZM219 122H221V121H219ZM221 122V124H223ZM230 122V121H229ZM229 122H227L226 124H228ZM236 122V121H235ZM242 122V121H241ZM75 123H79V125H74ZM81 123V124H80ZM179 123V122H178ZM177 123V124H178ZM214 123V122H213ZM232 123L233 122H231V125H232ZM246 123V124H247ZM262 123V124H261ZM9 124L11 125V128H15V126H14V124H13V122L11 121V123H8V128H9ZM71 124H73V125H71ZM141 124V123H140ZM198 124H199V126H198ZM215 124V123H214ZM223 124V125H224ZM224 125V126H227V125ZM236 124V123H235ZM250 124H252V125H250ZM153 125V126H152ZM171 126H172V123L170 124ZM179 125V124H178ZM191 125V124H190ZM218 125V124H217ZM50 126V125H49ZM181 126H184V124H181ZM180 125H179V127H181ZM186 126V125H185ZM184 126V127H185ZM193 126H194V124H193ZM204 126V125H203ZM224 126H222V129L224 128ZM243 126V125H242ZM241 126V127H242ZM246 126V125H245ZM254 126V127H253ZM153 127V128H152ZM191 127H192V125H191ZM191 127H190V129H191ZM200 127H202V126H200ZM228 127H231V126H229L228 125ZM236 127V126H235ZM158 128H159V126H158ZM168 128V127H167ZM194 128V129H195ZM221 128V127H220ZM227 128V127H226ZM233 128V127H232ZM237 128V127H236ZM236 128H234L233 129V134L231 133V135L232 136H235V134L237 133V132H235L237 129ZM243 128V127H242ZM246 128V127H245ZM149 129V132H151L150 130H152V134L150 135L149 134V132L147 131ZM155 129V130H154ZM187 128L185 127V130H186ZM193 129V128H192ZM195 129V130H196ZM213 129V128H212ZM215 129H217L216 127H215ZM257 128H255L254 130H256ZM9 130V129H8ZM147 131V133L145 134V132ZM167 130V129H166ZM178 130V129H177ZM176 130V131H177ZM235 130V131H234ZM260 130H261V128H260ZM260 130L258 129V130H256V133H255V131H253V135L251 134V137L252 138H255V140H256V134L258 135L259 133H260ZM11 131V130H10ZM15 131V133H17L18 135H22V136H24V130L23 129H21V128H16V130H14ZM141 131V132H140ZM154 131V132H153ZM165 130H161V132H162V134H163V132H164ZM168 131H170L169 130V128H168ZM176 131H173L174 133L176 132ZM179 131V130H178ZM188 131V130H187ZM192 131V130H191ZM191 131H188V133L190 132V134L192 135V137L194 136L193 135V133L195 132H193V133H191ZM207 131V130H206ZM210 131H213V130H210ZM214 131H217V130H214ZM245 131V130H244ZM257 131H259V133L257 132ZM136 132H138V134L136 133ZM159 132V131H158ZM219 132V130L217 131V133ZM26 133V132H25ZM59 133H61V135L63 136V139L62 140H59L57 137H56V135L57 134H59ZM132 133V134H131ZM141 133V134H140ZM160 133V132H159ZM165 133H166V131H165ZM164 133V134H165ZM177 133V132H176ZM184 133V132H183ZM195 133H197V132H195ZM213 133V134H212ZM221 133V135H223V133L222 132H219V134ZM225 133V132H224ZM235 133V134H234ZM246 133V132H245ZM131 134V136H129ZM161 134V138H164V139H166L164 136V134L162 135ZM167 135H168V133H166ZM173 134V133H172ZM215 134V135H214ZM239 134V133H238ZM238 134L236 135V136H238ZM244 134V133H243ZM261 134H263V133H261ZM33 135V134H32ZM142 136L143 135V137L144 136H146V140H145V138H144V140L142 139V142H141V144H140V142H139V136ZM160 135V134H159ZM214 135V136H213ZM239 135H241V134H239ZM255 135V136H254ZM175 136H176V134H173V137L175 138ZM183 136V135H182ZM225 136V135H224ZM224 136H223V138L221 137V139L220 140H222L223 139V141L225 140L224 139ZM259 136V135H258ZM25 137H31V135L30 136H25ZM139 137V138H138ZM180 137H181V135H180ZM185 137V136H184ZM205 137V138H204ZM214 137V139H212ZM227 135H226V141H228V142H226V143H229V142H232V141H230V138H228L227 139ZM238 137H240V136H238ZM242 137V136H241ZM244 137V136H243ZM23 138V137H22ZM167 138V139H168ZM248 138V137H247ZM252 138H251V140H252ZM259 138V137H258ZM35 139V141H36V144H38L39 146L41 145V144H43L42 142H41V144L37 141ZM136 139H138V140H136ZM181 139V138H180ZM183 139V138H182ZM186 139H188V138H186ZM190 139V138H189ZM209 139H212V140H209ZM234 139V138H233ZM245 139V138H244ZM243 139V140H244ZM171 140V141H170ZM199 140V141H198ZM237 140L239 141L238 143H240L241 142V140H242V138L240 139V138H237ZM237 140H235V142L237 143ZM243 140H242V143H243ZM264 140V139H263ZM144 141V142H143ZM147 141V142H146ZM161 141H163L162 143H160ZM182 141H184V139L182 140ZM186 141V140H185ZM208 141V142H207ZM245 142H246V140H244ZM1 142V141H0ZM146 142V145L144 144H142V143H145ZM165 142V143H164ZM217 142V141H216ZM215 142V143H216ZM222 142V141H221ZM244 142V143H245ZM250 142V141H249ZM256 142H258V141H256ZM58 143V144H57ZM81 143V144H80ZM213 142H210V144H212ZM215 143H213L212 145L214 146V144ZM217 143H219V142H217ZM223 143H225V141L223 142ZM226 143H225V147H227V145H226ZM242 143H240L239 145L243 148V146H242ZM254 143H255V141H254ZM261 143V142H260ZM260 143H258V146L260 145ZM133 144H131L133 147L135 146V145H133ZM149 145V149H148V145ZM199 144V145H198ZM232 146H237V145H234V142H233V144L232 143H230ZM230 144H229V146H230ZM246 144V143H245ZM245 144H243V145H245ZM251 144V146H253V147H255V148H257L256 149V151L258 152V153H261V151L259 152V147L258 146H255L252 142L250 143ZM1 145H2V143H1ZM38 145H37V148H38ZM44 145H46L45 144V142H44ZM82 145L80 146V147H82ZM203 145V146H204ZM224 145V144H223ZM239 145H238V148H239ZM47 146V145H46ZM53 146V147H52ZM153 146V145H152ZM210 147L209 148H211V145H209ZM215 146L217 147V145L215 144ZM232 146H230V147H232ZM264 146V145H263ZM41 147V146H40ZM73 147H75V148H73ZM131 147V146H130ZM132 147V148H133ZM143 149H141V148ZM144 147H146L145 148V151H144ZM165 147V148H164ZM201 147H202V145H201ZM220 147V146H219ZM230 147H228V148H230ZM234 147H232V148H234ZM36 148V147H35ZM34 148V149H35ZM45 148V147H44ZM78 148H79V146H78ZM77 148V149H78ZM126 148V149H125ZM131 148V149H132ZM204 148V147H203ZM205 148H207V147H205ZM214 148V147H213ZM212 148V149H213ZM235 148H237V147H235ZM234 148V149H235ZM246 148V147H245ZM252 148V147H251ZM137 149V150H136ZM216 149V148H215ZM215 149H214V151H215ZM219 149V148H218ZM218 149H216V150H218ZM226 149V148H225ZM225 149H224V154L227 152V151H225ZM43 150H45V149H43ZM69 150V151H70ZM149 150H151V151H149ZM205 151L207 150V149H204ZM239 150V149H238ZM261 150H263L262 148H261ZM35 151V150H34ZM41 151V150H40ZM40 151H37V152H35V154H34V159H33V161H32V163L34 164V165H36V160H39L40 162L41 161H44V159H45V154H43V153H40ZM149 151V152H148ZM157 151V152H156ZM203 151V150H202ZM214 151H213V153H214ZM219 151V150H218ZM218 151H216V152H218ZM222 151V153H223V150H221ZM221 151H219V152H221ZM229 151H231V149L229 150ZM241 151V150H240ZM247 151H249V149L247 150ZM62 152V151H61ZM83 152H82V154H83ZM149 154L150 152L151 153H153L154 152V155H155V157H156V159H147L145 156H148L147 155V153ZM158 152V153H159ZM207 152V151H206ZM208 152H212V150L210 151V149H209V151ZM207 152V153H208ZM216 152H215V156L217 157V155H216ZM236 152V151H235ZM66 153H67V151H66ZM74 153V152H73ZM73 153H70L71 155L73 154ZM144 153H146V155H144ZM213 153H210V154H213ZM222 153H220V154H222ZM244 151H241V156H242V154H243V156H242V158L244 157V156H246V153H248V152H246L245 153V155H244ZM249 153H251L250 151H249ZM249 153H248V155H247V157H244L246 160L248 159H250L249 157H251V156H253L252 155V153H251V156H249ZM264 153V151L262 152V154ZM55 154H58V153H55ZM62 154H64V153H62ZM61 154V155H62ZM126 154V155H125ZM209 154V155H210ZM228 154H229V152H228ZM237 154V153H236ZM235 154V155H236ZM254 154V153H253ZM28 155H32V154H28ZM27 155V156H28ZM47 155V154H46ZM52 157H53V155H54V153L52 152ZM60 155V154H59ZM71 155H68V156H66V158H63L62 160H60V162H58L59 161V157H55L54 158V160L52 159L51 161H49L48 160V163L50 164V166H51V164H52V166H53V164L55 165V166H53V167H56V166H58L59 164L58 163H69V162H67V160H69L70 159V161L72 160V162H74V166H78L76 163H77V161H75V160H78L79 158H77V159H73V158H76V157H74L73 155V158H72V156ZM128 155V156H127ZM169 155V156H168ZM238 156L240 155V152H238V154H237ZM261 155V154H260ZM56 156V155H55ZM63 156V155H62ZM61 156V157H62ZM71 156V157H70ZM77 156V155H76ZM79 156V155H78ZM81 156V155H80ZM207 156V155H206ZM205 156V157H206ZM220 156V155H219ZM222 156H223V154H222ZM238 156L236 157V158H238ZM5 157V156H4ZM40 157H42L41 159H40ZM69 157V158H68ZM85 157H86V155H85ZM129 157V158H128ZM159 157V158H158ZM166 157H167V159H166ZM204 157V158H205ZM211 157H212V155H211ZM210 157V158H211ZM227 158V155H224V158ZM229 157V156H228ZM240 157V156H239ZM261 157H262V155H261ZM260 157V158H261ZM50 158V157H49ZM163 158H165L164 160H163ZM193 158V159H192ZM197 158H199V159H197ZM209 158V159H210ZM215 158V157H214ZM220 158V157H219ZM218 158V159H219ZM223 158V157H222ZM229 158H233V157H229ZM235 158V157H234ZM241 158V159H242ZM257 158V157H256ZM129 159V160H128ZM201 159H203V161H204V163H202L203 161L201 160ZM221 159V158H220ZM241 159H240V162H241ZM244 159V162H249V161H246ZM263 159V158H262ZM9 160H10V158L9 157H5L4 159H3V163H1V164H4V166L5 165H8L9 164ZM46 160V159H45ZM92 160V161H91ZM125 160H127L126 161V164L128 163V165H125L124 163H125ZM190 160H195V161H197L196 162V165L199 163V165H195L194 163H192L193 161H190ZM198 160L200 161V162H198ZM226 160V159H225ZM252 160V159H251ZM255 160V159H254ZM254 160H252L253 162H254ZM80 161H82V159L80 160ZM122 161H124V165L123 164H121L120 166H122L123 168H117V166L118 165H116L115 163H120V162H122ZM190 162V163H188V162ZM194 161V162H195ZM202 161V162H201ZM208 161H210V160H208ZM227 161V160H226ZM243 161V160H242ZM71 162V163H72ZM76 162V163H75ZM108 162H110L109 164H112V165H114V166H110L109 164H108ZM185 162H186V164H188L189 166H187V165H185ZM239 162V163H240ZM252 162V163H253ZM264 162V161H263ZM87 162H85V164H86ZM201 163V164H200ZM219 163H221L220 165H219ZM246 163V164H247ZM255 163H256V161H255ZM254 163V164H255ZM0 164V165H1ZM25 164H26V162H25ZM48 164V165H49ZM58 164V165H57ZM76 164V165H75ZM81 164H82V162H81ZM88 164V163H87ZM93 164V163H92ZM91 164V165H92ZM194 164V165H193ZM238 163H235V165H237ZM241 164V163H240ZM239 164V165H240ZM245 164V165H246ZM251 164V163H250ZM27 165L29 166V164L27 163ZM27 165H25L26 167H27ZM64 165V164H63ZM84 165V164H83ZM82 165V166H83ZM89 166H91L90 164H88ZM94 165V164H93ZM98 165V167H100ZM102 165V164H101ZM116 165V166H115ZM193 165V166H192ZM202 166L201 168H202V170H204V167H205V170L204 171H202L201 169H199V166ZM224 167H226V169L224 168L223 170H229V173H227L226 175H225V173L222 171V168H223V166ZM238 165V166H239ZM244 165V164H243ZM45 168H46V166L45 165H43ZM42 166V167H43ZM49 166V167H50ZM51 166V167H52ZM73 166V165H72ZM73 166V167H74ZM82 166H80V167H77V169H82ZM127 166V167H126ZM196 166V168H198V169H195V170H192V168L193 167H195ZM227 166H229V168L227 167ZM261 166V165H260ZM3 167V166H2ZM53 167H52V169H53ZM114 167H116V169H114ZM191 167V168H190ZM220 167H221V170H220ZM242 167V166H241ZM239 168V169H243V168ZM59 168H60V166H59ZM62 168V167H61ZM72 168V167H71ZM75 168V167H74ZM73 168V169H74ZM88 168V170L90 171L89 173H92V177L94 176L95 177V174L93 175V173H94V170H93V172H92V170L91 169H94L93 167H91V168H89V167H87V166H85L84 165V167H83V169L85 170V171H87L86 169ZM245 168V167H244ZM247 168V167H246ZM51 169V170H52ZM56 169H58V168H56ZM76 169V168H75ZM96 169V168H95ZM110 169V170H109ZM194 169V168H193ZM207 169V170H206ZM247 169H249V168H247ZM246 169V171H248ZM7 170H9V169H7ZM14 169H12V171H13ZM47 170V169H46ZM50 169L48 170V173H49V171H51ZM66 170V169H65ZM114 170H116V172H114ZM197 170H198V172H197ZM200 170L202 171V177H201V175H200ZM228 170H227V172H228ZM24 171H25V167L24 166H22V165H20V166H17L16 167V172L14 173V175H13V179H15V180H12V179H9V181H8V183H6L5 182V178L3 179L1 176H0V183L2 182V184H3V186H8L7 187V189L8 190H10L9 192V195L8 196H12L10 199L12 200V201H14L15 202V200L16 201H18L19 203H20V201H22V202H24V200H22V197H23V193H25L26 192V189H27V191H29V193L28 192H26V196L25 197H27V198H25V197H23L24 199H25V202H26V199L28 200L29 198H30V200H31V197L32 196H30L31 194H32V191L31 190H33V188L31 187V184L34 182V184H39L40 183V187H41V182H42V180H44V179H42L41 178V180H39V178H38V180L39 181H41V182H35L34 181V178H35V176L36 175H39V176H41L40 174H36L35 173V175H34V172L33 171H31L32 173V175L30 174V171H29V173H27L28 175H27V177L29 178V179H24L25 178V176H24V178H22L23 177V175H25V173H24ZM56 171V170H55ZM59 171V170H58ZM79 171V170H78ZM84 171V172H85ZM97 171H98V169H97ZM158 171V172H157ZM222 171V172H221ZM242 171H245L244 169L242 170ZM242 171H240V172H242ZM6 172V171H5ZM5 172H3L4 174H5ZM53 171H51V173H52ZM80 172V171H79ZM83 171H81L80 173H76L75 175H77L78 174V182L79 183H81L82 182V187L84 186L85 188H86V185H87V187L88 188H90L91 186L90 185H88V184H90L87 180V183H86V181L85 180H81L80 179V175L79 174H81ZM96 172V171H95ZM114 174H113V173ZM204 172V173H203ZM240 172H239V175H245V172L244 173H241L240 174ZM61 173V172H60ZM87 172H85V174H86ZM103 173V172H102ZM199 173V174H198ZM222 173H224V175L222 174ZM236 173V174H235ZM43 174V173H42ZM45 174V173H44ZM84 173H82V175H81V178L83 179V177L85 176V175H83ZM97 174V173H96ZM235 174V175H234ZM29 175L31 176V177H33V178H30L29 177ZM72 175V174H71ZM86 175H89L88 173L86 174ZM98 175V174H97ZM100 175V174H99ZM103 175V174H102ZM236 175V176H237ZM241 175V177H244V176H242ZM248 174L246 173V175L245 176H247ZM43 176H45V175H43ZM58 176H60V175H58L57 174V177ZM128 176H133V177H131L132 179L134 178L135 179V181H133L131 178V180L129 181V178H128ZM200 176V177H199ZM11 177V176H10ZM9 177V178H10ZM42 177V176H41ZM63 176H60L59 177V179L58 178H56V180H58V181H60V183H62V181H63ZM66 177V176H65ZM75 177V176H74ZM115 177L116 178H118V182H117V180L115 179ZM238 177V176H237ZM236 177V178H237ZM240 177V176H239ZM239 177L237 178V179H239ZM235 177H234V180L236 179ZM246 178V177H245ZM7 180H8V178H6ZM17 179L19 180V182L17 181ZM37 179V176H36V178H35V180ZM75 180H74V182L76 183L77 181H76V177L74 178ZM84 179H86L85 177H84ZM94 179V178H93ZM95 179H97V177L95 178ZM113 179H115V181L113 180ZM121 181H120V180ZM231 179V180H230ZM236 179V180H237ZM23 180H29L28 182L27 181H23ZM46 180V179H45ZM64 180H66V179H64ZM69 180V179H68ZM79 180H81V181H79ZM173 181V183H172V181ZM219 180V181H220ZM234 180H233V182H234ZM48 181V183L51 185L52 183H50L51 182V179L50 180H47ZM50 181V182H49ZM67 181V180H66ZM65 181V182H66ZM106 181V182H105ZM120 181V182H119ZM133 183H132V182ZM202 181H203V183H204V185H202ZM238 181V180H237ZM235 182V183H237V184H241L240 182L238 183V182ZM44 182V181H43ZM77 182V183H78ZM100 182V183H99ZM111 182V183H110ZM170 182V183H169ZM45 183V185H44V187L46 186V182H44ZM43 183V184H44ZM55 183H57V185L59 186L58 188H60V183L59 182H56L55 180H53V184H52V186L53 185H55L56 186V188H57V185L55 184ZM59 183V184H58ZM76 183V184H77ZM85 183H86V185H85ZM91 183V184H92ZM114 184L115 183V185H113V187H114V189L111 187V185L110 184ZM218 183V182H217ZM220 183V182H219ZM218 183V185H221V184H219ZM234 183V184H235ZM29 184V185H28ZM34 184H32L33 186H34ZM42 184V185H43ZM95 184H93V185H95ZM172 184H174L175 186H173ZM62 185V184H61ZM64 185V184H63ZM137 185V186H136ZM28 186H30L31 187V190H28ZM48 186V185H47ZM90 186V187H89ZM110 186V187H109ZM123 186H124V184H123ZM122 186V187H123ZM183 186V187H182ZM186 186V187H185ZM209 186V187H208ZM235 186V185H234ZM22 187H23V189H22ZM29 187V188H30ZM36 187V186H35ZM38 188L37 190L38 191H41V188L44 190V188H43V186L41 187V188ZM50 187V186H49ZM48 187V188H49ZM75 187V186H74ZM105 187H107V188H105ZM121 187V188H122ZM141 187V186H140ZM139 187V189H141ZM179 189H178V188ZM186 189H185V188ZM212 187V190H210L209 188H211ZM214 187V188H213ZM222 187H223V189H225V190H223L222 189ZM58 188H57V191H59L58 190ZM76 188V187H75ZM84 188V189H85ZM88 188H86V190H84V191H88ZM92 188L94 189V186H92ZM187 188H188V190H187ZM217 188H219L220 190H218ZM233 188V187H232ZM45 189H47V187L45 188ZM52 188H50V190H51ZM120 189V188H119ZM125 189H126V187H125ZM124 189V190H125ZM168 189V190H167ZM171 189V190H170ZM182 189H184V190H182ZM216 189V190H215ZM37 190L35 191V192H37ZM81 190V189H80ZM90 190H92L91 188H90ZM123 190V191H124ZM127 190V189H126ZM133 190V189H132ZM170 190V191H169ZM187 190V191H186ZM201 190V191H202ZM4 191V190H3ZM14 191V194L12 193ZM47 191H49V190H47ZM117 192V193H121L122 191H120V192H118L119 190L117 189V190H114V192ZM143 192H144V190H142ZM182 191V192H181ZM184 191H186L187 193L186 194H183L184 193ZM205 191V190H204ZM83 192V191H82ZM94 192V191H93ZM91 193V194H95V193ZM113 192V191H112ZM198 192H200V193H198ZM206 192V191H205ZM4 192H2V196H4V194H3ZM6 193V192H5ZM34 193V192H33ZM38 193V192H37ZM90 193V192H89ZM108 193H111L110 191L108 192ZM116 193V194H117ZM148 193H150L151 194V192H147V194ZM224 193V192H223ZM30 194V195H29ZM43 194H45V193H43ZM43 194H42V196H43ZM47 194V193H46ZM49 194V193H48ZM54 194H55V190H54ZM61 194V193H60ZM107 194V193H106ZM105 194V195H106ZM147 194H145V195H147ZM150 194H148V195H150ZM183 194V195H182ZM197 194H198V197H200V198H198L197 197ZM204 194V193H203ZM219 194V195H220ZM227 194V195H228ZM21 195V196H20ZM29 195V196H28ZM57 195V197H58V195L59 194H56ZM101 195H103V196H101V197H103L102 199H103V201L102 202H104V203H106V200H105V198H106V196L104 195V194H101ZM111 195H114V193L112 194H110V195H108L107 194V197L109 198ZM133 195V194H132ZM148 195H147V197H148ZM181 195V196H180ZM185 195H187V197L185 196ZM200 195V196H199ZM207 195V194H206ZM205 195V196H206ZM36 196H37V194H36ZM39 196V198L38 199H40V195H38ZM49 196H51V195H49ZM53 196V195H52ZM51 196V197H52ZM84 196H85V194H84ZM98 196V195H97ZM120 197L121 199L123 198H125L124 196H123V194L120 196L119 194L117 195V197ZM123 196V197H122ZM130 196V195H129ZM134 196V195H133ZM138 196V195H137ZM141 196V195H140ZM152 198L155 196H153V194H151L150 195ZM159 196H161V195H159ZM223 196V195H222ZM5 197V196H4ZM19 197V199H17ZM21 197V198H20ZM118 197V198H119ZM146 197V198H147ZM162 197H160L161 199H162ZM226 197V196H225ZM6 198V197H5ZM33 198V197H32ZM54 198V197H53ZM95 198H96V195H95ZM108 198H106V199H108ZM112 198H113V196H112ZM112 198H110V200H111V202L113 201V199ZM118 198H116L113 202L114 203H116V200H118ZM128 198V197H127ZM127 198H125V200H127ZM144 199L145 198V196L144 197H141V198H136V201H141L140 199ZM151 198V199H152ZM155 198V197H154ZM153 198V199H154ZM159 198V199H160ZM219 198V197H218ZM33 199H35V196H34V198ZM37 199V198H36ZM97 199V198H96ZM101 198H99V199H97V200H100ZM122 199V200H123ZM149 199V198H148ZM148 199H146V200H148ZM205 199H208V198H205ZM214 200L216 199V201L217 200H219V199H217V198H213ZM212 199V200H213ZM222 199V198H221ZM52 200V199H51ZM74 200V199H73ZM125 200H123V201H125ZM134 200V199H133ZM145 200V199H144ZM36 201H38V200H36ZM42 201V200H41ZM48 201V200H47ZM58 201V200H57ZM109 201V200H108ZM107 201V202H108ZM163 201V202H162ZM225 201V200H224ZM21 202V203H22ZM40 202V201H39ZM38 202V203H39ZM76 202V201H75ZM74 201H73V204H74V206H76V203H75ZM78 202V201H77ZM96 202V201H95ZM102 202H101V204H102ZM112 202V204H114ZM118 202H120V201H117V203L114 205V207H112L113 205L110 203V201H109V203L111 204V206L108 204V205H106L105 207H107V206H109V209L107 208V211L109 210L110 211V207H112L111 208V211H112V209H113V213L114 212H119V211H123V209H120L119 211L117 210V208L119 207V206H117V205H121L120 203L118 204ZM122 202V201H121ZM126 202V201H125ZM148 202H149V200H148ZM156 202V201H155ZM169 202V200H167V203ZM207 202H209L208 204L209 205H207V209H208V211L207 210H205V211H203L204 212V216H202L201 214L199 215L197 212H195L193 215L189 212V214H191L192 216H188L187 218H191V219H187L188 221H187V223H188V228H186L187 230L185 231L184 229V231L183 232H185V233H183V239H182V247H181V245H180V251L178 250L177 251V254H175V255H173L172 257H176V258H170L171 259V261H170V259H169V261H168V259H167V263L169 264V263H171V264H173L172 262H174V260H175V264H177V262H178V264H180L181 262V264H195L196 262L198 263V264H232L233 263V261L235 260V258L236 259H238L240 262H245L244 264H246V260H248V262L247 263H251V262H249V260H255V259H259V260H261V261H259V262H261V263H263L264 264V243H262L261 245L259 244V242H256V241H253V239H251L250 237H249V235L247 234L249 231L247 230V233L246 232H244V231H242V227L244 226V224H242L241 225V230H239L238 232H237V234H235V235H233V236H229L226 232H225V230L223 231L222 229H220L221 227H223L222 226V223H220L221 225H218L219 224V217L217 218L216 217V215H218V213H221V211H223L224 213H226L225 211H224V209H223V207H222V205H220V204H217V203H215L214 204V202H210V201H208L207 200ZM20 203V204H21ZM43 203V202H42ZM58 203V202H57ZM137 203V202H136ZM162 203H163V205H162ZM166 203V204H167ZM170 203V202H169ZM170 203V204H171ZM178 203V202H177ZM180 203V204H181ZM210 203H212L213 205H215L216 206V208L213 206V205H211ZM226 202H224L223 203V206L224 207H226V205H224ZM26 204V203H25ZM40 204V203H39ZM48 204H49V202H48ZM70 204H72V203H70ZM128 204V203H127ZM131 206L134 204V202H133V204H132V202L131 203H129ZM128 204V206L126 205V203H125V205L127 206H125L126 208H128L130 205ZM147 204H149V203H147ZM147 204L146 203H143V209H141V208H138L140 211H142V213L145 211V209H146V206H147ZM156 204V205H157ZM164 205V208L165 207H168L167 205ZM169 204V205H170ZM179 204V205H180ZM2 205H3V203H2ZM63 205H65V204H63ZM99 205H100V203H99ZM98 205V206H99ZM145 205V206H144ZM150 205H155V203H150ZM174 205L175 204H173V205H171L172 206V208L174 207ZM184 205V204H183ZM187 205V204H186ZM188 205L186 206V207H188ZM220 205V206H219ZM53 205H51V207H52ZM58 206V205H57ZM66 206V205H65ZM70 206V205H69ZM68 206V207H69ZM77 206H79L78 204H77ZM98 206H96V207H98ZM102 206V205H101ZM100 206V207H101ZM115 206L117 207V208H115ZM123 206H124V202H123ZM130 206V207H131ZM181 206H182V204H181ZM13 207V206H12ZM49 207V206H48ZM51 207H49V209L51 208ZM62 207V206H61ZM100 207H98V208H100ZM149 207V206H148ZM170 207V206H169ZM184 208H185V206H183ZM182 207V208H183ZM201 207V208H202ZM217 207H218V209H217ZM38 207H36V209H37ZM42 208V207H41ZM58 208V207H57ZM65 208H67V206L65 207ZM93 208V207H92ZM102 208V210H104L105 208L104 207H101ZM104 208V209H103ZM126 208L124 209L125 211H127L126 210ZM133 208V207H132ZM159 208V207H158ZM162 208V207H161ZM172 208H170V209H172ZM181 208V207H180ZM180 208H178V210H180ZM203 208V209H204ZM220 208V209H219ZM222 208V209H221ZM3 209V208H2ZM15 209H17V208H15ZM55 209V208H54ZM85 209V208H84ZM87 209V208H86ZM95 209V208H94ZM115 209H116V211H115ZM137 209V210H138ZM186 209V208H185ZM38 210V209H37ZM64 210L66 211L67 209H63L62 208V210H61V212L63 211V213L61 214V215H59V216H62V215H64L65 213H64ZM69 210V209H68ZM81 210H82V207H81ZM80 210V211H81ZM102 210H100V212L102 211ZM136 210V209H135ZM146 210H148V209H146ZM153 210V209H152ZM152 210H151V213H152ZM160 210V209H159ZM169 211V208H165V214H167L168 213V211ZM183 210V209H182ZM181 210V211H182ZM201 210V209H200ZM216 210H218V213H217V211ZM221 210V211H220ZM17 211V210H16ZM42 211V210H41ZM44 211V210H43ZM46 211V210H45ZM51 211V210H50ZM70 211L71 210H69V213H70ZM80 211L78 212L77 210H76V214H77V212L78 213H80ZM88 211V210H87ZM106 210L105 211H103V212H107ZM130 212H131V210H129ZM155 211H157V208H156V210ZM174 211V210H173ZM199 211V210H198ZM15 212V211H14ZM18 212V211H17ZM72 212V211H71ZM84 212H85V210H84ZM84 212H82L81 211V213H84ZM135 212V211H134ZM134 212H131V215H132V213H134ZM167 212V213H166ZM223 212L221 213V214H223ZM37 213V212H36ZM41 213H43V212H41ZM67 213V212H66ZM94 213V212H93ZM107 213H109V212H107ZM111 213V212H110ZM123 213H125V212H123ZM122 213V214H123ZM137 213V212H136ZM151 213H149V214H151ZM154 213V212H153ZM158 213L160 214V212L158 211ZM193 213V212H192ZM208 213V215H205V214H207ZM217 213V214H216ZM32 215H33V213H31ZM45 214V213H44ZM59 214H60V212H59ZM70 214H75L74 212L73 213H70ZM87 214V213H86ZM90 214H91V212H89V216H90ZM96 214V213H95ZM99 214V216H98V218L99 219H97V217L95 218V219H97V220H95V221H97V222H99L102 218H100V213H98ZM98 214H96V216L98 215ZM135 214V213H134ZM142 215L141 213H139L138 212V214H135V215H138V216H135V215H133L134 216V219H135V217L136 218H138L140 215ZM143 214H145V212L143 213ZM164 214V215H165ZM37 215H38V213H37ZM51 215V214H50ZM66 215H68V217H66ZM81 215V214H80ZM88 215H86V217L88 216ZM92 215V217H93V215L94 214H91ZM103 216L105 215V214H102ZM108 215V214H107ZM113 215V214H112ZM126 215V214H125ZM128 215H129V217L131 216L129 213H128ZM152 215V214H151ZM155 215V214H154ZM158 215V214H157ZM156 215V216H157ZM163 215V214H162ZM163 215V216H164ZM223 215H225V214H223ZM71 216V215H70ZM70 216H69V214H65V218L66 219H68V218H70ZM95 216V215H94ZM103 216H101V217H103ZM121 216H124V215H121ZM121 216H119V218L121 217ZM133 216L131 217V218H129L128 217V219H127V217H124L125 218V220L124 221H126V219H127V221L124 223L123 222V226L125 227L126 226V228L129 226V225H131V226H129V228L131 229V231H135V227H137L136 225H135V221L133 222V220L134 219H132L133 218ZM145 216H146V219L148 218L147 216H148V212H147V215L145 214ZM159 216V215H158ZM73 217H75V215L74 216H72L71 218H73ZM80 217H84L83 216V214H82V216H80ZM140 217H144V215L143 216H140ZM140 217L137 219V222L136 223H138V224H140V221H142L141 219H143V218H141L140 219ZM82 218H78V219H82ZM94 218V217H93ZM105 218V220H106V217H103V219ZM111 218V217H110ZM113 218V217H112ZM111 218V219H112ZM161 218H162V216H161ZM186 218V217H185ZM214 218H216V220L214 219ZM66 219H64L63 221H65ZM74 219V218H73ZM87 219V218H86ZM89 219H90V217H89ZM102 219V220H103ZM110 219V220H111ZM117 219H118V216H117ZM130 219V222H132V223H130L128 220ZM217 219H218V221H217ZM60 220V219H59ZM58 220V221H59ZM99 220V221H98ZM102 220H101V222H102ZM116 219H114L113 221L114 222H116L115 221ZM120 219H118L117 220V222L119 221ZM136 220V219H135ZM148 220V219H147ZM146 220V221H147ZM41 221H42V219H41ZM44 221V220H43ZM42 221V222H43ZM47 221H48V219H47ZM57 221V222H58ZM80 221V220H79ZM78 221V222H79ZM90 221H91V219H90ZM121 221V220H120ZM120 221L118 222V224H119V226H122V223L120 224ZM215 221H217V222H215ZM1 222V221H0ZM49 222V221H48ZM47 222V223H48ZM53 222H54V220H53ZM52 221L51 222H49V223H51V225H54V224H52L53 223ZM56 222V221H55ZM83 222H85L84 221V219H83ZM59 223V222H58ZM64 223H66V222H64ZM63 223V224H64ZM87 223V222H86ZM85 223V224H86ZM92 223V222H91ZM93 223H94V221H93ZM100 223V222H99ZM104 223V222H103ZM111 224L113 223V222H110ZM129 223V225H127V224ZM143 223H145V221L143 222ZM142 223V224H143ZM147 223V222H146ZM186 223V224H187ZM211 224L212 225V229H213V226H215V228H214V230H212L213 232L211 233V236H205V229H204V226H208V224ZM217 223V224H216ZM36 224V223H35ZM57 224V223H56ZM69 224H70V222H69ZM78 224V223H77ZM76 224V225H77ZM105 224V223H104ZM106 224H108V223H106ZM132 224H134V226L135 227H133V225ZM141 224V230H142V228H144V224L142 225ZM185 224V225H186ZM34 225V224H33ZM41 226H42V223L40 224ZM39 225V226H40ZM80 225V224H79ZM79 225H77V226H79ZM92 225H94L95 226V224H92ZM91 225V226H92ZM114 225H115V223H114ZM116 225H117V223H116ZM27 226H28V224H27ZM62 226H64V225H62ZM76 226V227H77ZM99 226V225H98ZM118 226V232L120 231H125L124 230V228L122 229L121 227H119ZM221 226V227H220ZM24 227V226H23ZM28 227H29V229L31 228L32 230H30V231H28L27 229H28ZM27 228L25 227V229H26V231L24 230V232H30V233H32V231L34 230V228H36V230L37 229H39V227L37 228L36 226H34V227H30V225L28 226ZM43 227H45L44 226V222H43ZM46 227H52V226H46ZM58 228L59 226H54L53 227V230H55L54 228ZM61 227V226H60ZM72 227V226H71ZM75 227V228H76ZM83 227V226H82ZM87 226H85V228H86ZM109 227V226H108ZM111 227V226H110ZM186 227V226H185ZM197 227H198V229H197ZM209 227H210V225H209ZM209 227H207V229H209ZM220 227V228H219ZM21 228V227H20ZM19 228V229H20ZM121 230H120V229ZM129 228H127L126 230H127V232H125V233H130V231L128 230ZM132 228L134 229V230H132ZM140 228H138V229H140ZM194 228L196 229V230H194ZM17 229V228H16ZM19 229H18V232H19ZM24 229V228H23ZM94 229L96 230V228H93V231H94ZM101 231L100 232H102V231H104V229L103 228H99ZM48 230V229H47ZM64 231V228L62 229H60V231ZM109 230V229H108ZM114 230V229H113ZM140 230V231H141ZM17 231V230H16ZM15 231V232H16ZM52 231V230H51ZM51 231H49V232H51ZM62 231V232H63ZM69 231V230H68ZM72 231H73V229H72ZM76 232H78V234L80 235V232L81 231H83V233H85L84 231H85V229L83 228V230H79L78 231V227H77V230H75ZM106 231H107V229H106ZM129 231V232H128ZM137 231V230H136ZM241 231V232H240ZM48 232V233H49ZM59 232V231H58ZM58 232H56L55 233V235H58L57 233ZM75 232V233H76ZM86 232H87V230H86ZM89 232H91V231H89ZM97 232V231H96ZM98 232H99V230H98ZM100 232H99V234H100ZM109 232V231H108ZM112 232V231H111ZM110 232V233H111ZM239 232H240V234H239ZM17 233V232H16ZM29 233V234H30ZM35 233V232H34ZM42 233V232H41ZM44 233H46L45 231H44ZM47 233V234H48ZM66 232L64 231L63 232V236H61V237H65L64 236V234H65ZM68 233V232H67ZM82 233V237L84 238H81V242L80 241H78L79 240V238H80V236L78 237V240H75V235L73 234V236H74V238L72 239L71 237H69L70 236V232H69V234H66V236L67 237H69V238H66L65 237V239L63 240V239H61V237L59 238V236H60V234L58 235V237L56 238V239H53L54 237H56V236H53L51 239H53V240H51V245H58V247H56V246H54L55 247V249H58V251L56 252L57 253V255L55 256L54 254H51V255H53V256H51L49 253H53V250H52V252H48L47 253V251H51V250H49V249H47L49 246H51V245H47V247H44L45 246V244L43 245V247L44 248H46L47 250H45V249H42V252H40L41 251V249H40V251H38V250H36V251H38V252H40V254H44L45 253V251H46V254L48 255V261L50 262L49 264H51V263H53V262H51V261H55V263L56 262H59V264H60V261H61V263L63 264L64 263V261H66L64 264H69L70 263V260H73V258L72 259H70L69 260V258H68V260H67V256L66 255H70L68 252H70L71 253V251H72V253H71V256L72 255H74L73 253H77V255L79 256V251H77V252H73V250H77V249H74L75 248V246L72 248L71 246H72V244H74V242H75V244L77 243H79V246L80 245H82L83 243V241L82 240H87V238L89 237H91V235H88L87 237L85 236V234H83ZM103 233V232H102ZM124 233V234H125ZM135 234H136V232H134ZM24 233H22V235H23ZM33 234V233H32ZM40 234V233H39ZM49 234H51V233H49ZM71 234V235H72ZM99 234L97 235V236H99ZM112 234V233H111ZM123 233H118V235H120L119 236V238H121V236H123L122 235ZM134 234V235H135ZM204 234V235H203ZM22 235H19V237H20V239L22 238ZM27 235V234H26ZM37 235H38V233H37ZM45 235V234H44ZM69 235V236H68ZM101 235V234H100ZM114 235L115 234H113L112 236L114 237ZM126 235V234H125ZM124 235V236H125ZM134 235H133V237H134ZM197 235H201L200 237H201V242H200V246H198L199 244H197V242H195V244L197 245L196 247H192L191 245H192V241L194 240L195 241V237L197 236ZM76 236H77V234H76ZM116 236V235H115ZM123 236V237H124ZM128 236V235H127ZM127 236H126V238H127ZM224 236V239H225V241H227L226 243H222L221 244V239H222V237ZM26 237V236H25ZM35 237V236H34ZM50 237V236H49ZM122 237V238H123ZM24 238V237H23ZM22 238V239H23ZM31 238V237H30ZM72 239L71 240V242H72V244H71V242H69V244H68V242L67 241H70L69 239ZM88 238V239H89ZM95 238V237H94ZM94 238H93V240H94ZM98 238V237H97ZM132 238V237H131ZM16 239V238H15ZM15 239H14V241H15ZM21 239V240H22ZM26 239V238H25ZM60 240V242L61 243H63L61 240H63V241H65V244H61V243H57L56 244V241L57 240ZM77 239V238H76ZM28 240V239H27ZM45 240V239H44ZM47 240V239H46ZM46 240L45 241H41V242H46ZM50 240V239H49ZM67 240V241H66ZM92 240V241H93ZM125 240V237H124V239H123V241ZM48 241V240H47ZM96 241V240H95ZM94 241V242H95ZM116 241H119V239H117ZM121 241H122V239H121ZM121 241H119V242H117V243H119V246H120V244L122 245V242ZM127 241V240H126ZM181 241V240H180ZM16 242V241H15ZM19 242V241H18ZM57 242H59V241H57ZM67 242V243H66ZM85 242V241H84ZM94 242H90L91 243V245H93V250L92 251H89L88 253L90 254L91 252H95V255L97 254V253H100L101 254V256H102V252H101V250H97V247H100V248H98V249H101V244H99V241L97 240V242H95V244H98V245H95V244H93ZM121 242V243H120ZM219 242V243H218ZM53 243V244H52ZM86 243H87V241H86ZM89 243V244H90ZM219 245H218V244ZM43 244V243H42ZM59 244H61V245H59ZM68 245V246H66L65 247V245ZM71 244V246H69ZM85 244V243H84ZM83 244V245H84ZM124 244V243H123ZM128 244H129V242H128ZM39 245V244H38ZM41 245V244H40ZM85 245H87V244H85ZM125 245V244H124ZM42 246V245H41ZM78 246V247H79ZM126 246V245H125ZM191 246V248L189 249V247ZM38 247H40V246H38ZM67 247H70V250H69V248H67ZM82 247H85V246H82ZM88 247V246H87ZM94 247H96V248H94ZM109 247L111 248V246H108L107 247V250H114V249H109ZM124 247V246H123ZM69 250H67V249ZM73 250H72V249ZM77 248V247H76ZM80 248V247H79ZM86 248V247H85ZM113 248H115V247H113ZM127 249V251L129 250L128 249V247H126ZM192 248H194V249H192ZM15 249V248H14ZM35 249V248H34ZM87 249V248H86ZM91 249V248H90ZM96 249V251H94ZM120 249V248H119ZM107 250H106V252L104 253V254H106L107 253ZM36 251H34V252H36ZM66 251V252H65ZM98 251H100V252H98ZM44 252V253H43ZM81 252V251H80ZM110 251H108V253H109ZM131 251H129V254H131L130 253ZM133 252V251H132ZM37 253V252H36ZM65 253H66V255H65ZM87 253V251L85 250V254ZM87 253V254H88ZM112 253V252H111ZM175 253V252H174ZM37 254H39V253H37ZM45 254V255H46ZM58 254H63V256H66V260L63 258V257H59V255ZM85 254H84V256H85ZM86 254V255H87ZM121 254H123V253H119V254H117V253H115V255H117V257L115 258V257H113V255L112 256H110V257H108V259H105V260H107V261H111V258H112V260H114V258H115V261H116V259H117V261L118 262H116L115 264H121L122 262L124 263L125 261H123V260H121V259H123V258H121L120 256H123L124 258H125V255H127V254H123V255H121ZM49 255H50V258H49ZM92 254H90V255H87V257H84L83 255H82V257L84 258V260L87 258V260H90L89 258H88V256H90V257H93V256H95V255H92ZM99 255V254H98ZM118 255H119V257H118ZM16 256V255H15ZM38 256H40V255H38ZM55 256V257H54ZM57 256H58V261L56 260V258H57ZM71 256H70V258H71ZM100 256V255H99ZM43 257H44V255H43ZM43 257L42 256H40V258L42 259H40L41 261H39L38 260V257H37V259H36V261L38 260L39 261V264H40V262L42 263V264H44L42 261H44V260H46L45 258L43 259ZM51 257H53L52 259L53 260H50L51 259ZM69 257V256H68ZM96 258H98L97 257V255L95 256ZM105 257V256H104ZM129 257H130V255H129ZM131 257H132V255H131ZM134 257V256H133ZM132 257V258H133ZM141 257V256H140ZM139 257V258H140ZM62 258V259H61ZM96 258L95 259H93V260H95V262H96ZM109 258H110V260H109ZM120 260H119V259ZM132 258H129L128 260H130V261H132L133 259H135L136 258V256L132 259ZM138 258V259H139ZM63 259H64V261H63ZM78 259V258H77ZM138 259H136L137 261L136 262H138L139 260ZM174 259V260H173ZM104 260V261H105ZM127 260V262H126V264H129L128 262H130V261H128ZM176 260H178V261H176ZM237 260V261H238ZM256 260V261H257ZM47 261V262H48ZM74 261V260H73ZM91 261V263H92V260H90ZM89 261V262H90ZM115 261H113V262H115ZM120 261V262H119ZM133 261H135V260H133ZM194 261H196L195 263H194ZM69 262V263H68ZM75 262V261H74ZM94 262V261H93ZM101 262V261H100ZM106 262V261H105ZM109 262H106L107 264H110ZM112 262V261H111ZM112 262V263H113ZM87 263V262H86ZM85 263V264H86ZM91 263H87V264H91ZM105 263V264H106ZM122 263V264H123ZM138 263H140V262H138ZM166 263V264H167ZM252 263H253V261H252ZM54 264V263H53ZM84 264V263H83ZM102 264V263H101Z\"/></svg>",
  "mask_w": 264,
  "mask_h": 264
}]
</instances>
